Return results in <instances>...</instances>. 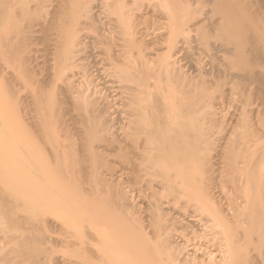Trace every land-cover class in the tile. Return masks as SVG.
<instances>
[{
	"label": "bare ground",
	"instance_id": "6f19581e",
	"mask_svg": "<svg viewBox=\"0 0 264 264\" xmlns=\"http://www.w3.org/2000/svg\"><path fill=\"white\" fill-rule=\"evenodd\" d=\"M9 1L10 0H0V6H1V8H0V64L2 65L3 64L2 61L5 58L7 59V56L9 57L10 55H12V57H10L11 60H12V58H15L14 61L16 62V65L19 64V63L20 64H19V66L17 65V67L14 64L15 68H16L15 70L13 69L14 65H12L11 68L13 70H11V68H10L9 71H11V72H7L8 75L10 73V76H9L10 77V79H9L10 81H6V80L3 81L2 80V78H4L5 74L3 75V73H2V71L0 69V72L2 73V74L0 73V79L3 82V83L1 82L2 86L0 85V264H46V261H47V263L52 262V260L50 259V257H51L50 254L52 253L51 251H53L51 247L54 246L53 244H56L54 242V240H57L56 242H58V243L61 241L60 243H61L62 246L59 244L60 248L64 246L63 249L66 247L67 249L71 248L70 251L72 250V253L68 252V253L72 254L70 258H68V256L66 257L67 259H65V257H63L65 260H62V263H64V264H253V263L254 264H259V263L252 262L254 260L251 261V259H252L251 257H253V259L255 257H254V255L252 253H251L252 255H249V254H250V251H252L251 246H256L258 244L260 246V244L264 243V148H263L264 146L259 148V145H258V143H260L259 142L260 140L258 138L259 134L258 135L256 134L255 129L252 130V131L250 130L251 122H252V125H254V122L252 121L253 119L250 118V117L253 116V114L250 117H248L249 114L247 113V112L251 113V111H252V113H254L253 111L258 110L256 112H258L260 114L261 111L259 112V108L256 107L258 109L254 108L255 110H253L251 108L252 110L248 111L249 109L245 110L246 108L243 106L245 108L244 110L247 111V112H245V114H247L248 116L244 115V114L242 115L243 118H242V116L241 117L238 116L243 121V123L241 121H239V122H241V125H243L246 128V129L244 128L245 130L249 129L251 131L250 133L255 131V134H253L254 132L252 134H249V130H247L248 131V135L244 134V132L240 133V134H243L244 136L240 135V134L238 135V140L237 141L238 142L240 141L239 144L243 140V142L240 144L241 148H239V149H242V152H240L242 154V156H241V154L239 152H238V154L234 153L235 152V147H231L229 149V146L228 147H222V148H224L223 150H222V148L220 149V147H219L218 149L220 151L217 150V152H216V155H218V156L215 155V157H217V158L220 157L221 158V159H219L221 164H222V160H223V165H224L223 167L227 170V172H226L223 169H221L222 172H224V175L220 171V173H222V176H223L222 177L220 175L221 178H222V182H223L224 177H226V180L230 181L229 183L231 184V187H228V188H233V191L235 192L236 195L239 192L242 193V195L239 193V195H237V196H239V197L241 196L242 198H244V196H245V199H246V200L245 199L238 200L237 198H239V197H237V198L234 197V198H232V200L233 199L234 200L237 199L238 202L237 201L233 202L231 200L232 203L229 204L230 201L228 202V204L230 205L229 206L230 209L229 208L227 209V206H226V209H224L225 207L224 208L221 207L223 205V204H221V203H223L222 199H221L222 201L220 203L221 205H218V203L220 202L219 198H220L221 194L218 193V194H220L219 198H216L215 195H217V193H216L217 190H215V186H214V182H213V179L214 180L217 179V181L220 182V180H218V178L220 176L218 177V175H217L218 178L217 177L216 178L215 177L212 178V175L215 176V174H220L219 172L218 173H213V171L214 172L217 171V170L215 171V169H217V165L215 166L214 165L215 163L212 162L213 160H216V159H212L211 156H210L211 158L209 157V155H208V153H209L208 148L209 147L206 145V142H207L206 140L207 139L204 140L202 138L203 137V135H202L203 131H204V133H206L208 135V131L207 130H209V129H207V130L205 129L204 130L202 128L203 130L201 131V129L197 130L194 127L196 122H198L199 119H201L200 116L202 117L206 113L205 111H208V109H207L208 107L204 111L203 110L204 108H201L203 106L202 105L198 106V104L196 103L195 99L199 98V97H194V96H198L199 95V94L198 95H194V94L197 93L196 90L197 89L198 90L201 89L202 91L200 90V93L202 92L204 94L207 91L211 90L212 86L218 85L216 87H219L220 81L223 80V79L220 80V78H222V77H220L218 79V80H220L219 83H218L216 81L217 80V77H216L217 75H215L216 74L215 73L214 75H215L216 78L214 77L215 78L214 82L216 81V84L214 85V83H212L211 81H210L211 82L210 83L208 80H206L204 78V77L208 78L209 76H205L207 73L204 74L203 70H202L201 73L199 72L202 79H200V81H198L200 76H199V73H198V76H197V72L194 69V71L196 72L195 77L196 76L199 77L197 79L198 84L196 83V86H194V83H193L194 81L193 82L191 81L192 77H189L191 79L186 77L189 74H185L184 73L186 76H183V74H182L183 72L182 71H181L182 73L179 74V73L175 72L176 69H174V67L172 68V66L174 64H173V62H171L170 59L173 60V58H174V56L176 54H174L173 57H170V55H167L166 58H163L165 63L164 62H162V63L166 66L165 67V71L167 70L166 73L164 72L165 73V77H164L162 75L163 73L159 72V71H161L164 68V65L161 66L162 69L157 71L158 69H156V67L154 66L153 62H152V65L155 68L152 67L151 64H149V61H148L149 58H148V60L145 61L146 58L141 56L139 61L135 62L132 65H129L128 62L127 63L124 62L125 63L124 66H121L122 63H120L121 65L119 66V62H123V60L119 61L117 59V57H116L117 56V53H116L115 54L116 55L115 59H117L116 61H119L118 64L116 63V65L118 66V67L116 66L117 67V71L121 74V76H122L121 79L123 78V80H121V83H122V81L124 83H126V85H124L125 86L124 89L127 92V94H125V95H128L129 99L131 100L130 102L132 103V107L134 108V109H130V111L133 110L132 113H134L135 118L133 116H131L130 114L129 115L135 119V123L134 122H133V124L131 123L133 121L132 118L130 120L131 121L130 123L133 126L136 125V126H134L136 128H134V127L132 128L133 129V130H131L132 133L129 130L130 128L128 129L129 130L128 132L131 133V136H129L127 134L128 132L126 133L129 137L132 138V139H130V140H132L131 143L129 141L128 142L130 144H132V147L130 148V146H129V148L131 149L130 153L132 154L131 159L133 158V162L132 161L130 162L133 166L130 165V168H128V167L127 168H128V170L131 169L129 174L132 175L131 177H133L134 181H135L134 178H136V182H138L137 179L140 180L138 184H141V186L140 185H138V186H140L141 189H139V190H142V188L146 189V190H152L153 195L151 194V196H152V198L154 197L153 199H150L151 197L149 198L150 200H152L151 201L152 203L150 201L146 200V203L148 201L149 205L147 204V207H145L144 206L146 204L145 203L143 205L145 207L144 208L145 211L142 210L143 211L142 212L140 210L141 206H140V209H139V205H138L139 203L138 204L135 203L136 202V200H135L136 198L134 199L135 201L131 198L132 199V203L131 204H129L127 202L128 200L126 201L124 199L125 198V196H124L125 193H123L124 191L123 192L120 191L121 186H122L121 185L122 183H120L121 182V180H120L121 178H119L120 182H118L117 184L115 182V184H114V182L112 180L111 181L113 183L111 181H108V178L104 179V177L101 175V170L104 167L101 166V165H103V163L101 164L100 160L101 159L104 160V159L103 158L100 159L98 155L100 154V156H101L102 154H104V153L101 152L102 151L101 150L102 147L100 149L101 151H98V152H101V153H98L97 150H93L92 149L93 147H95L94 143H92L93 147L89 143H87L88 144V147H87L86 141H89V142L91 141L88 138H90L89 136H91L93 134L92 132L95 131V130L92 131L91 132L92 134L89 133V131H91V129L94 128V126L91 123L95 122V119L92 120L91 118H93V117H90L91 115L90 116L88 115V117H86L87 116L86 113L84 114V113H81V112H87L90 109L91 111H88L87 114L92 112L93 115H94L95 112L92 111V109H91L92 102H93V105L95 106L93 108V110H96V105H98V104H95V103L97 101L99 103V100H97V101L95 100L96 101L95 102L94 99L91 100L89 98L92 102L91 101H90V103H88L89 101L85 102V104L88 103L87 105H85L84 103H81V102L79 104V102L75 101V99L77 98V95H79V98L81 96H80V94H77L75 96L74 94H76V92H74V93L72 92L73 90H75L74 86L76 84L73 85L71 83V81L75 80L74 79L75 77L72 80V78L68 77V75L73 74L74 73V71H73V73L67 74L68 82H70V83L69 84L67 82H66L67 84L65 83V85H69V87L70 86L73 87V88L70 87L72 89V90H70L72 92V95H73L72 98H71V93H69L70 91L67 90L66 92L69 93L68 96H70L71 100H73V98H75L74 99V101L76 102L75 104H79V107H78V105H74V102H72L71 105H74V106H72V108L74 107V110L70 109L71 105L69 103L71 101L69 100V103H68L69 105L68 106L65 105L64 104L65 103V100H64L65 97H64V98H62L64 100V103H63V105H65L64 106L65 108H64V107H62L63 105L61 104V100L62 99L60 97H58L60 99V103L57 104L58 102L56 103V101H55L56 98H54V97H56V95L53 97L54 93L50 94V91L49 92H45L42 89V88H44L43 86H45V85L41 86V84H40V82H41L40 79L43 80V81H46V79H48V78L50 79L51 78V74H49L50 77H48V78H47L48 74H46L47 76L45 75L46 76L45 79H42L40 77V76L43 75V74L41 75V73H43V72H41L40 74H36L35 75V72H37V71H35V69H36L37 65L39 64V62H37L38 64L36 65V67H34V65L36 64L35 62L38 61V59L36 60L37 57L35 58L33 56L35 58V61L33 62L34 59H33L32 55H34V53H33L34 50H33V52L31 51L32 50V46H31V50L30 51H28V52H27V50L25 51V49L27 48V47L24 48L26 42L25 43L23 42V40H22L23 38L22 37H23V34L25 35V33L28 32L26 30L30 29L31 25H33V23L30 22L31 25L27 26L26 22L29 21L28 17H30V15L34 14L33 10L37 11V9H40V10H38V12L39 11L41 12V10L43 9L44 4L46 3V1L44 2V1H41V0H37L36 3H38V4L37 5L35 4L36 5V7L34 6L35 8L29 7L30 6V5H28L29 3L28 4H26V3L23 4L22 3L23 5L20 4L21 6H19V7L17 5H16L17 7H15L14 4H13V6H14L13 7L12 4H11V2H13V1H11V2H9ZM32 1H35V0H32ZM32 1H30V2H32ZM68 1H67V3H68ZM81 1H79V2H81ZM122 1L123 0H121L120 2H122ZM142 1L143 0H138L140 5L136 1L137 2L136 4L141 7V4H143ZM145 1H144V4H145ZM172 1H174V2H173V4H171L172 7L170 9H172V11H171V13L169 12L170 16L167 13L168 17H170L171 20H177L179 17H182V15L184 16L185 12L188 13V11H190V7H189L190 4L186 5L189 2L184 3L185 0L184 1L183 0H172ZM201 1L203 3H205V4H207V0H201ZM201 1H200V3H201ZM210 1H212L213 4H214V5H212V6H214L213 15L214 16L215 15L220 16L219 19H217L216 22L214 21V25H212V26H214L217 29L216 31L219 32L220 37L223 39L221 41V43L222 42L224 43V44L223 43L222 44H223V47H225L226 54H228L230 56L229 57L230 60H229L228 63L235 64L236 68H234V69H237L238 65H242V67L244 66V68L246 67L247 73L245 72L246 76H244L243 79L246 78L245 80H247V82L257 83L256 85L262 86V88H260L259 90H260L261 95L264 97V69H263V71H261V67H260V65H261L264 68V24L262 23V21H258L257 19H254V17L252 16L253 14H251L250 11L243 13V11L239 10L238 3L240 5L242 3L245 4L244 0H243V2H242V0L241 1L236 0V2H235V0L234 1L233 0H210ZM43 2H44V4H43ZM62 2H63V0H62ZM70 2H71V0H70ZM74 2H76V1H74ZM83 2L85 3V5H87V7L88 6L90 7V5H88V4H91V3H89L91 1L84 0ZM120 2H118V4H120ZM123 2H122V4H123ZM126 2L128 3L129 6H130V4H132L131 3L132 0H131V2H129V0H127ZM250 2L251 1H249L248 4ZM13 3H15V2H13ZM51 3H52V0H51ZM84 3H82V5H81L82 8L84 6ZM159 3L162 4V2H159ZM159 3H157V4H159ZM66 4L64 5V3H63L61 5L62 8L60 6V7H58V10H55V11L53 10V12L51 11L52 12L50 14L51 17L48 18L49 19L48 21L46 19L47 23H45L46 22L45 21V22H43L44 25L43 24H41V26L39 25L41 28L37 27L38 24H36V23L39 22V20L35 23L37 25V26L35 25L36 26L35 28H39V31H38V29H36L37 30L36 32H39V33H36V34L40 35V36L37 35V39L35 37V40H34L33 39L34 37L32 35H31V38H30V35L27 36V37L31 39V42H32V39L35 42L36 40H40L42 38L43 41L46 42L48 45H49V43L50 44L53 43L52 45H55V47H56L55 50L57 49V51H56V53H57L56 54V56H57L56 58L57 59L56 60L57 61L59 60L58 64L61 65L60 62H62V61L64 62L65 61L64 63H66L67 65L70 64V66H73L71 63H75V61L73 62V59H72L73 57L72 56H74V54H76L75 53L76 49L75 50L72 49V46H70V48L68 49V47L66 48V46H67V44H73V42L75 43V41L78 40L77 37L79 35H77V36H76V34L74 35V32L77 31L78 29L76 28L77 30H73V27H75V26L77 27V25L80 24V23H78V22H80L78 20L80 16L74 10L72 12L71 9H66V6H68ZM122 4H120V5H122ZM144 4H143V8H146L145 5L148 6V4L147 3L145 5ZM59 5L60 4H58V6ZM63 5H64V8H63ZM165 5H166V3H165ZM46 6L48 7V5H46ZM112 6H111V8L109 10V12L111 13V14L109 13L111 15L110 21L112 19V22H113L112 24L115 25L117 23L118 25L116 24L115 26H120V28L123 27L122 30H125V29L126 30H132V34H133L139 27L138 26L137 29L134 30V32H133V29H134V27L136 26V23L139 20L137 19L138 21H136V19H135V21H136L135 24H134L133 21L129 22L127 20L124 21L125 19L122 20L121 18L125 14L124 12H127V10H125L126 8L124 9V11H122V10H119V9L117 10V8H114V6L113 7ZM125 6H126V4H124V7ZM129 6H127V7L129 8ZM159 6H161V5H159ZM244 6H246V5H244ZM47 7H45V9ZM55 7L56 6H54V8ZM73 7H74V5H73ZM118 7L120 8V6H118ZM68 8H69V6H68ZM79 8L80 7H78V9ZM121 9H122V7H121ZM135 10L137 12H139L138 9H134V11ZM48 11H49V9H48ZM38 12H35V13L37 14ZM49 12H47V9H46V13H49ZM132 12H133V10H132ZM141 12H143V11H141ZM79 14L82 15L81 12ZM37 15H39V13ZM130 15H131V12H130ZM47 16L48 15H46V18H47ZM112 16L115 17V18H112ZM131 16H129V17H131ZM140 16H142V15L140 14ZM137 17H138V15H137ZM168 17H167V20L165 19V17H164V19L166 21H169ZM32 18L33 17H31V19ZM41 18H43V17H41ZM31 19H30V21H31ZM180 20L181 19L179 18L178 21H180ZM24 21H25V23H24V26H23L22 24H23ZM186 21H187V19H186ZM40 23H41V21H40ZM173 23L171 21L170 24H173ZM177 23H175V25L177 26V27H175V28H177L176 30H178V32L182 31L183 33L186 32V31L188 32L189 30H191V27H193L192 28L193 31H195V32L197 31V33H198V31L204 26V25L201 24V22L193 24L194 26L192 24L190 26V23L189 24L188 23L187 24L186 23L182 24L183 23L182 21H181V23L179 22L180 24H178V25H177ZM25 26H27V28ZM79 26H78V28H79ZM115 26H113V27H115ZM24 27H25V29H24ZM171 27L172 26H170V28ZM33 28H34V26H33ZM140 28H142V27H140ZM175 28H173L174 32H175ZM117 29H119V27ZM169 29L167 28L165 30H169ZM24 30H25V32H24ZM72 30L74 32L71 34ZM126 30H125V33L127 32ZM33 31H35V29ZM139 31H141V29ZM162 32H164V31L162 30ZM166 32L167 31H165L164 34L162 33V35L164 36L166 34ZM168 32L170 33V31H168ZM117 33H121V32H117ZM138 33H136V34H138ZM32 34H33V32H32ZM34 34H35V32H34ZM160 34H161V32H160ZM160 34H159V36H160ZM120 35L125 36L126 34H124V35L120 34ZM162 35H161V37H162ZM171 35L172 34L170 33V39L173 40V38H171ZM175 35H177V34H175ZM129 36H132V35L130 34ZM168 36H169V34H168ZM168 36L165 35V38L168 37ZM27 37L25 39L26 41H28ZM134 37L135 36H133V38ZM161 37H159V39H161ZM78 38H80V36ZM148 38H152V37L149 36ZM148 38H147V40H148ZM153 38H154V41H155L156 37H153ZM128 40H129V38H128ZM134 40H135V38H134ZM80 41H81V39H80ZM122 41H124V40H122ZM161 41H160V43H161ZM31 42H30L31 45L34 44L33 42L32 43ZM156 42H154V43L156 44ZM22 43L24 44V46H23ZM137 43L135 42V44H137ZM145 43H147V42H145ZM149 43H151V41ZM157 43H159V42H157ZM76 44H77V42H76ZM169 44H168V46H169ZM171 44H174V43L172 42ZM138 45L139 44H137L136 48L138 47ZM143 45H144V42H143ZM143 45L141 47L142 51H140V52H143V53L145 52L146 53L145 50L147 48H145L146 47L145 45H144L145 47H143ZM147 45H149V44H147ZM21 46H23V47L21 48ZM73 46H75V45H73ZM77 46H78V44H77ZM77 46H75V47H77ZM79 46H81V45L79 44ZM175 46H177V45H175ZM118 47H119V45H118ZM169 47H167V49H169ZM48 48H49V46L46 48L47 51H48ZM119 48L124 49L122 47H119ZM130 48H131V46H129V49ZM150 48H151V50H153L155 48V46H154V48H152V47H150ZM178 48H179V46H178ZM183 48H184V46H183ZM185 48H186V46H185ZM28 49H30V48H28ZM143 49H145V50L143 51ZM221 49L222 48L220 47V50L219 49L217 50L219 52V54L222 51ZM44 50H45V48H44ZM118 50L120 51V49H118ZM151 50L148 49L147 52L151 51ZM73 51H74V53H73ZM123 51L125 52V50H123ZM166 51H168V50H166ZM39 52L40 51H38V53ZM45 52H46V50H45ZM134 52L135 51H134V48H133V53ZM153 52H155L154 53V55H155L157 51H153ZM160 52H161V49H160ZM21 53H22V56H21ZM23 53H24V55H23ZM25 53L26 54L28 53L27 56H25ZM136 53H137V51L135 52V54ZM143 53H140V55L142 54L143 56H145ZM148 53H150V52H148ZM159 53H158V56L161 55ZM168 53H170V52L168 51ZM224 53L225 52H223V54ZM18 54H19V56H18ZM37 54H35V55H37ZM48 54H49V52H48ZM48 54H46V55H48ZM171 54H173V53H171ZM226 54L224 56H222V58L225 57L226 61H228L227 60L228 57H226ZM14 55L15 56L17 55V57H15ZM30 55H31V57H30ZM123 55H125V53H123ZM123 55L121 54L122 57L119 56V59H123V57H124ZM162 56H163V54H162ZM18 58H19L20 61H18V63H17V59ZM46 58H49V57H46ZM52 58L54 59V55H53V57L51 55V59ZM74 58H75V56H74ZM136 58H137V56L135 57V59ZM155 58H157V57H155ZM217 58L218 57L216 55V59ZM66 59H69L71 61V63H69L70 62L69 60H67V61H69L67 63ZM151 59H153V58H151ZM11 60L7 61L8 65L10 64L9 62H11ZM30 60H32L31 63L32 62L34 63V65L32 64V67H31V63L29 62ZM74 60H76V59H74ZM113 60H114V58H113ZM126 60L127 59H125V61ZM153 60H156V59H153ZM217 60H220V59L218 58ZM214 61H215V59L213 58V63L216 62V61L215 62ZM63 62H62V64L64 65ZM133 62L134 61L132 60V63ZM192 62H193V60H192ZM29 63H30V65H28ZM56 63H54V64L57 66L58 64H56ZM154 63H156V62L154 61ZM228 63H227V65H229ZM11 64H13V63H11ZM46 64H49V63H46ZM127 64H128V66H127ZM43 65L45 66V64H43ZM112 65H114V64H112ZM207 65H209V63ZM232 65H231V68L229 70L230 71L229 74L231 76V79L234 76L236 77V75L233 74L235 70L232 68ZM258 65H259V68H260L259 70L257 68ZM70 66H68V67H70ZM76 66H77V64H76ZM175 66H176V64H175ZM4 67L7 68L9 66H4ZM4 67H3V69H5ZM225 67L227 68V66H225ZM72 68L75 70L74 67H72ZM209 68L210 67H208V69ZM39 69H42V68L39 67L38 70ZM47 69H49V68H47ZM53 69H55V67ZM115 69L116 68H114V70ZM50 70H51V68L49 69V71ZM63 70H66L65 67H64ZM177 70H178V68H177ZM221 70H222V67H221ZM117 71H115V72H117ZM209 71H210V69H209ZM30 72H33L34 74L29 77L26 74H29ZM54 72L57 73L56 70ZM54 72H52V73H54ZM59 72H61V69H60ZM231 72H233L232 73L233 75H231ZM59 75L61 76V74H59ZM79 75H81V74H79ZM79 75L77 74V76H79ZM224 75H225V73L223 74V76ZM1 76H3V77H1ZM22 76H26L27 77L26 79L30 78L32 80V81L30 79H29L30 81L27 80V81H29L30 85H31L30 82H33L34 80H36L35 83L34 82L33 83L36 84V85L38 84V86L36 87L33 84L32 86H34V87H32L30 85H29L30 86L29 87V86L25 85L26 83H24V82H27V81ZM192 76H194V75H192ZM21 77L23 79V82L21 80ZM64 77H65V75H64ZM63 78L61 77V80H59V79L58 80L62 81ZM118 78H119V76H118ZM229 78L227 77V79H229ZM5 79H8L7 76H5ZM14 79H19L20 81L19 80L18 81L15 80L17 83L19 82V84L22 82L20 87H19V84H15L17 90L15 88L13 89V86H15V85H14V83H12V81ZM38 79H39V81H38ZM49 79L47 81H49ZM77 79H78V77H77ZM240 79L242 80V78H240ZM58 80L55 79L54 81H58ZM209 80H210V78H209ZM236 80H238V79H236ZM5 81L8 82V83H6ZM82 81H84V80H82ZM9 82L13 84V85L10 84L12 89H11V87L8 88L10 86ZM53 82H51V83L53 84ZM77 82H79V81H77ZM238 82H240V80H238ZM79 83H81V82H79ZM226 83H228V82H226ZM229 83H228V85H229ZM245 83H246V81H245ZM23 84H24L25 87L23 86ZM240 84H242V83H240ZM240 84H237V85H240ZM49 85H51V84H49ZM49 85L47 84V86H49ZM57 85H55V86H57ZM63 85H64V83H63ZM65 85H64V88H62V89H65ZM82 85H84V83H82ZM87 85H88V83H86V86ZM90 85H88V86H90ZM222 85L224 87L223 82L221 83L220 88H223ZM228 85H226V86H228ZM17 86L20 89L17 88ZM79 86H81V84ZM242 86H243V84H242ZM2 87H6V88H2ZM21 87L26 89V90H23ZM38 87L39 88L42 87L40 91H37L39 89ZM49 87H46V88H49ZM67 87H66V89H67ZM70 88H68V89H70ZM89 88H91V87H89ZM220 88H218V89H220ZM232 88H234V83H233V87ZM235 88H236V86H235ZM240 88H241V86H240ZM243 88H244V86H243ZM243 88L241 90H243ZM54 89L56 90V88H54ZM54 89H53V91H54ZM58 89H59V87H58ZM121 89L124 91L123 88H120V91H121ZM218 89H217V91H219ZM244 89L246 90V87ZM19 90L20 91L23 90L22 93L25 95V97H24L23 94L22 95L20 94L21 92ZM214 90H215V87L212 90V92ZM238 90H239V88H238ZM53 91H51V92H53ZM60 91H62V90H60ZM79 91H80V89H79ZM125 91H124V93H125ZM220 91H221V89H220ZM63 92H65V91H63ZM80 92H81V94H83L82 90ZM88 92H89V90H88ZM88 92H87V94H88ZM243 92H245V91H243ZM243 92L241 91V93H243ZM59 93H58V95H59ZM65 94H67V93H65ZM224 96L226 97L228 95H225V93H224L223 97ZM89 97H90V95H89ZM225 97L223 99H226ZM23 98H24V100L25 99L27 100V101L25 100L26 102H29V100H30L31 103L30 104L29 103L26 104V102H23V104H20L19 102H22L21 100H23ZM67 98L68 97L66 96V99ZM78 99H77V101H80ZM84 99H85V97L83 98V100ZM259 100H261V99H259ZM53 101L55 102L54 104L52 103ZM262 101H263V99H262ZM203 103L200 102V104H203ZM24 104H25V106H21V105H24ZM43 104H45V106H47V107L49 105L51 107V108L49 107V109H52L53 112L50 110V112H51L50 116L47 118V116L49 115V113H47L45 115V117H44L45 119H43L42 121H41V119H38V122L40 120V123H38V124H37V121H36V123L34 121L32 122L31 120H35L34 117H36L38 114H40V112L45 114V112L47 111L48 108L44 107V108H46V110H45L43 108V106H44ZM56 104L59 105V107H61V108L56 106ZM128 104H130V103H128ZM206 104H204V107H205ZM212 104H214V103H212ZM212 104H210V106H212ZM82 105L83 106L85 105V107H83ZM134 105L136 107H134ZM249 105H250V103H249ZM80 107H82V110H83V108L85 110L84 111L80 110ZM250 107H251V105H250ZM260 107H262V106H260ZM263 107H264V104H263ZM62 108H64L65 110L64 111L61 110ZM66 108H68V109L66 110ZM75 108L76 109L78 108L80 111L78 109L76 110ZM32 109L33 110L36 109L35 111L38 110L40 112H38V114H37L34 111H31ZM86 109H87V111H86ZM263 109H262L261 115H259L258 113L255 112L258 115L257 116L255 114V116H257L259 118L258 119L256 117L259 120V122H260V123L257 122L258 125L262 124L261 121L264 122V111H263ZM71 111L72 112L73 111H78L79 113L74 114L75 112L72 113ZM210 111H212V110H210ZM29 112H30V116L32 115L31 117L28 116ZM31 112L32 113L34 112L37 115L34 114L35 116H33V114ZM64 112L66 113L65 115L68 116V118H69V116L70 117L72 116V115H68L69 113L74 114V118L72 116V118H69V122H68L67 121L68 120L67 117L65 118ZM203 112H204V114H203ZM42 113L40 115H42ZM213 113L209 112V115H212ZM215 113H217V112H215ZM79 114L86 115V116H84V118H86V120L83 118L82 115L79 117ZM96 114H97V111H96ZM201 114H203V115H201ZM207 114H208V112L206 113V115ZM23 115L26 116V119H28V118L31 119L32 118L30 121L32 122V124L34 126L31 125L32 126L31 127L30 126L31 123L27 124V122H29V121H26V119H24L25 116L23 117ZM75 115L79 118V120H77L78 118ZM262 115H263V119H261ZM98 116H100V115L98 114ZM244 116H247L251 122L249 123L248 118L244 117ZM39 117L42 118L41 116H39ZM81 117L83 118V121H81L82 120ZM89 117H90L91 120L88 121L87 119H89ZM95 117H96V121L98 122L99 120L97 119V116H95ZM215 117H217V116H215ZM64 118L67 119V120H65ZM207 118H210V117L207 116ZM207 118H205V119H207ZM71 119H76L77 121H79L78 122V126L80 124V126H81V127L79 126L80 129L81 128L84 129V127H85L84 136H85V139H88V140L85 141L83 139L81 141H83L85 143V145H86V146H83L84 148L85 147L89 148L88 150L85 148L87 152L90 149H92L90 152H88L89 155H90L89 157H88V153H84L85 157L87 156L86 158H89V159H86L85 157H83V154L82 155L78 154V153H80V151H78V153H77L78 156L75 155V153L73 152L74 151L73 147H76V144L74 142L70 141L71 143H73L75 145H73L72 150H69V149H71V146H72L70 142H68L70 144H68V143L66 144L65 141H61V139H59L61 141V143H60L59 140L56 138L57 137V133L58 134H59V132L61 133V130H64L66 128L65 127L66 125L64 126L63 123L65 122L64 124H66V123L71 124L70 123ZM260 119H261V121H260ZM76 120H74V123L77 122ZM258 120L255 119L254 121H258ZM90 121H92V122L90 123ZM25 122H26V125H25ZM83 122L86 123V124L89 123L91 125V126L89 125V127H87L88 129L90 127H93V128H91L90 130H86L87 129L86 126L83 127V124H84ZM55 123L57 124V127H58L59 123L62 125V126L61 125L59 126V130L58 129L56 130V124ZM74 123H72L71 125H67L69 133L67 131V128L65 129L67 134L64 132L65 130L62 131V132H64V135L67 136L66 138H67L68 141L72 139L71 137L73 135H76V134H73L72 136H69L71 134L70 128L72 129V128H74L77 125V124L74 125ZM81 123H83V124L81 125ZM98 123H102V120H100V122H98ZM98 123H96V124H98ZM231 124H232V122H231ZM28 125L31 128L26 127ZM72 125H74V127ZM131 125H130V127H131ZM248 125H249V128H247ZM262 125H264V124H262ZM18 126L21 127V128H24L22 133H18L15 130V128H17ZM78 126H76L75 129H72V130L74 131V130H76V128H78L77 131L78 130L82 131V129L80 130ZM96 126L98 127V125H96ZM96 126H95V128H96ZM62 127L63 128L65 127V128L62 129ZM208 127L210 128V126H208ZM208 127H206V128H208ZM51 128H53L52 130H54V131H52ZM263 128L261 129L262 130L261 132L264 131ZM259 129L260 128H258V130ZM51 131L53 133H51ZM205 131H207V132H205ZM211 131L212 130H210V133H211ZM259 132L260 131H258L257 133H259ZM87 133L89 134V136H88ZM52 134H54V136H51ZM82 134H83V132H82ZM235 134H233V135H235ZM210 135H208V136L210 137ZM233 135H232L231 138L234 137ZM68 136L71 139H69ZM78 136L80 137V135H78ZM115 136H116V134H115ZM240 136H242L243 138L242 137L240 138ZM262 136H263V134H262ZM50 137H52L53 140ZM53 137L56 139V141L54 140ZM60 137H61V134H60ZM209 137H208V140L210 142ZM48 138L54 142L53 143L52 141L49 140V143L51 142L52 145L47 143L48 140H46V139H48ZM119 138H121V137H119ZM239 138L241 140H239ZM263 139H264V137H263ZM67 140H66V142H67ZM113 140H114V138H113ZM113 140H112V143H113ZM230 141H231V139H230ZM62 142L65 143L70 148H67L66 146H62V145H64ZM75 142H76V139H75ZM209 142H207L208 145H210L212 143V142L211 143H209ZM42 143L44 144L43 146H42ZM84 143L82 145H84ZM234 143H236V142L234 141ZM55 144H57V145H55ZM115 144H117V140H116V143H114V145ZM124 144H127V143L125 142ZM204 144H205L204 147H206L208 153L206 151L202 152L204 150L202 145H204ZM228 144H229V142H228ZM89 145L92 148H90ZM106 145H109V143L106 144ZM121 145L123 147V144H121ZM42 147H44L45 149H42L39 152V149H41ZM83 147L81 149L82 153H83V150H85ZM197 147H199L202 150H199V152H195L198 149ZM210 147H212V146H210ZM76 148H78V147H76ZM95 148H97V147H95ZM233 148H234V150H232ZM66 149H68L69 151H72V152H69L68 150L66 151ZM97 149H99V148H97ZM126 149H128V148H126ZM126 149H125V151H126ZM130 149H128L127 151L129 152ZM110 150H108V151L110 152ZM118 150L120 152L117 151V154H118V152H119V154L121 152H123V149H122V151H121V149H118ZM112 152H110V153H112ZM128 152H127V154H128ZM201 152H202V154H205V152H206V154H205L206 156L204 155L203 157H209V158H207V159L204 158L203 159L201 157L203 159V161L200 162V164H199L198 161H199L200 157H198L199 159H197V155L199 153L200 156H202ZM79 155H80V157H79ZM112 155H114V154H112ZM120 155L123 156V155H125V153L124 154L121 153ZM110 156H111V154L108 157H110ZM125 156H126L125 159L128 160L127 155H125ZM240 158L245 160L244 164H246V165H244V167L243 166L241 167V165L239 163L241 161L237 162L238 159H240ZM202 159H200V160H202ZM106 160H108V159H106ZM128 161H125V162H128ZM217 161H218V159H217ZM108 163L109 162H107V164H106L108 166L106 169H109ZM106 165H105V167H106ZM213 165L216 167L215 169L213 168ZM101 167H102V169H101ZM218 167H219V165H218ZM220 168H222V167L220 166ZM244 168L246 170L245 172L248 175L245 178L246 180L241 182L242 180L238 181L236 179V178H238L236 175H238L240 172L244 173ZM106 169H105L104 172H106ZM114 169H113V171L110 170L111 175L113 173H115ZM120 171H123V170H120ZM238 171H239V173L236 174L235 172H238ZM107 173H108V171H107ZM102 174H103V172H102ZM105 175H106V173L104 174V176ZM113 175L117 177V175H115V174H113ZM135 175H136V177H135ZM108 176L110 178V174H108ZM114 176H113V178H114ZM241 176H243V175H241ZM113 178H111V179H113ZM127 178H128V176H127ZM129 178H130V176H129ZM239 178H240V176H239ZM106 179H107V181H106ZM122 180H123V178H122ZM126 182H128V181H126ZM224 182H226V181L224 180ZM215 183H218V182H216V180H215ZM124 184H123V186H124ZM128 184H130V183H128ZM224 184H225L224 187H226L227 186L226 183H224ZM224 184H222V183L219 184L218 183V185H224ZM83 185H84V187L82 188ZM113 185H114V188H116V185H118L117 186L118 190L115 189L116 190L115 191L114 188H113ZM134 185H136V184H133V186ZM218 185L216 186V188L219 187ZM86 186H87V189L85 188ZM138 186L136 185V187H138ZM131 187H129V188H131ZM140 187H138V188H140ZM112 188H113V190H112ZM85 189H86V191L88 190L87 193H86V191H85V193H86V195L88 194V195L91 196L90 199L94 198V196H93L94 194L93 193H95L96 195L101 193V194H99V196L98 195L97 196L103 198L105 203L107 201L106 199L108 198V204H110L109 202H110L111 199H109V198H113L114 197V198H118L117 200L119 202L118 201L117 202H118L119 205L117 203L115 204L113 202V201H116L113 198V201L112 200L111 201L115 205H112L113 203L111 202L112 203L111 204L112 207L110 205V208H109V206H107V204H105L103 200H100L98 198V201H100L99 203H101V201H102V203L99 204L97 202V200H96L97 198L96 199L94 198L95 201L94 200L93 201H94L95 205H96V202H97L98 206H99L97 213H100V214H98L97 215L98 217H96L99 220L94 219L95 216L93 218L94 220L92 218H90V220L93 221V223L94 222L96 223L95 220L98 221L96 224H91V222H89L90 220L88 218L91 215L93 217V214H95L96 211L92 210V208H91L94 205V203H93V205L91 207H89L90 204L89 205L85 204L86 202H88L90 200L89 198L87 199L86 197H81L83 194L85 195V193H83ZM123 189H121V190H123ZM222 189L224 190V191L222 190V192L224 193L225 189L223 187H222ZM214 190H215V192H214ZM218 190H220V189H218ZM226 190H228V189H226ZM80 191H81V194H82V195H80V197H81V199L83 198L81 201H83V200L85 201V199H86L85 203L84 202H81V203H84L85 205H88V206H86L88 208L85 209L86 211L84 209H82V210H84L83 211L84 213L80 210L82 212V215H81V218H79V219H81L79 222L75 219L77 222L75 221V224H72V223H74V220H72V218L75 217V216H73V217L69 216L68 213H67L68 216H65V217H66V219H69L67 217L71 218L70 221H72V223H70V224H69V222H70L69 220H68V222H65V224H63L61 222V219H59V222L56 221V219H55L56 222H54V220H52V221L48 220L47 221L48 218L45 219V220L41 219L42 223H41V221L39 223H41L42 225L37 223V221L40 220V219L37 220L39 218L40 214L37 215L39 212L35 211L36 210L35 209L34 211L37 212V214H35V215H37L38 218L35 217L34 211L32 210L31 207L35 208L34 206H37V204L39 202H40V206L42 204H45V202H47L48 208L49 207H53L54 211H56V210L59 209V208L56 209L57 206L59 207V205L64 201V199L66 197H68L70 194L72 195V193L73 194L75 193L74 194L75 196L78 193V196H79V192ZM89 191H91L93 195H91V192L89 194L88 193ZM111 191H113V192H111ZM117 191H119V192H117ZM133 191H136V189L133 190ZM230 191H231V189H230ZM110 192L113 193V195L111 194V196H113V197L110 196ZM115 192L118 193L119 197L123 193V196H121V198H120L121 202L119 200V197L116 196L117 194L115 195ZM125 192H126V190H125ZM131 192H132V189H131ZM217 192H220V191H217ZM102 193H106V194L108 193L109 196L105 194L108 197L107 198L104 197V196L102 197ZM134 193H133V195H134ZM140 193H142V192L140 191ZM226 193H228V192H225L222 195H225ZM231 194H232V192H231ZM243 194H245V195H243ZM55 195H57V197L59 199L61 198V197H59L60 195H65V196L68 195V196H66L65 198H62L63 201L60 202L59 199H58L59 201L55 199V198H57V197H55ZM126 195L128 196V193H126ZM135 195H136V193H135ZM146 195H148V194H146ZM165 195H166V197H165ZM226 195L227 196H225V197H228L230 195V193L226 194ZM141 196H142V194H141ZM156 196H158L159 199ZM232 196H235V195H232ZM77 197L75 199H77ZM122 197H123V201H122ZM136 197H139V196L137 195ZM142 197H144V195ZM33 198L35 200H32ZM37 198L39 199V202L37 201L38 200ZM68 198L70 200H72L71 196H69ZM68 198H67V201L69 200ZM127 198H129V197H127ZM145 198H147V196ZM166 198L169 201H167ZM182 198L187 199L189 201V203L190 202L195 203L194 201H197V202L201 201L202 205L198 206L200 204V203H198L196 208L197 207H201V208H204L203 210L206 211V213H207V211L209 212V216H211L210 217V222L208 223V221H209L208 213L206 214L207 215L206 217H208L207 218L208 221L204 220L205 213H203V217H204L203 220L206 222V223L204 222V226H207V228H209V230H211L212 233H213V235L210 236V238L212 236H214V237H212V240L214 239L212 241L213 242L212 243L213 246L211 244L210 245H211L212 248L214 247V249H216L215 253H214V251H213V253L212 252L209 253V251L212 250L211 247H210L211 250H209L208 252H205V251L201 252L199 250L202 254L199 253L198 250H197V252H198V254H197L195 252L196 249L194 248L195 249V251H194L195 252V256L191 257L190 256L191 255V253H190L191 249L190 248L186 247V248H188L189 251L188 250L186 251L185 247L183 248V250H182V248L180 250V246L185 244V243H182V242H185V241L182 240V242H181L182 244L179 242L181 244L180 246H175V244L173 243V241H175L176 238H175V240L171 241V239L174 238V237L170 236V233H171V230H172V227H173V226H170V224L172 225L173 220L178 215L175 216V217H172V220L170 221L171 214H169V212H168V216H169L168 217L167 214H166L167 211H163V210H165V208L169 207V205L171 204L170 205V209H172V211H176L175 213L179 214L180 212H178V210H175L178 207V205H176V203L179 202L180 199H181V202H182V200H183ZM42 199L43 200L45 199V200L43 201ZM139 199H140V197H139ZM139 199H138V201H139ZM215 199H217L219 201H216ZM223 199H225V198H223ZM79 200H80V198H79ZM163 200L166 201V202H164L166 204H163ZM240 201L241 202L242 201H246L247 206L245 205V207H248L247 212H246V210H245V212H243L244 210L242 211L243 215L239 211L241 209H245V208H241V209L239 208L240 207V205H239ZM78 202H76L77 205L81 204L80 201H78ZM181 202H179V203H181ZM183 202H186V201L184 200ZM66 203H64V204L66 205ZM70 203H72V201L69 202V204H68V205H71V207H72L73 205L70 204ZM88 203H92V202H88ZM236 203H238V205ZM84 204L80 208H83L85 206ZM174 204H175L176 207L174 206ZM228 204H226V205H228ZM32 205H34V206H32ZM68 205H67V208H66L62 204L61 207H63V209H61V211H64V208H66V209H68V207L70 208V206H68ZM116 205H118L120 208L115 209ZM163 205L166 206V207H164ZM182 205H183V203H182ZM224 205H225V202H224ZM243 205H244V203H243ZM40 206L38 205V207H40ZM45 206H46V204H45ZM94 206H93V208H94ZM118 206H116V207H118ZM185 206L187 207L186 208L187 211H189L188 209L191 210V208H190L191 204L190 205L186 204ZM194 206H195V204H194ZM194 206H193V208L196 209ZM236 206H239V207H237V208H239V211L235 210V209H237V208H235ZM107 207H108L109 211H108ZM74 208L77 211L79 210V208L78 209L76 207H74ZM89 208H90V210H89ZM183 208H185V207H183ZM94 209H97V206ZM198 209L199 208H197V211H199ZM71 210L69 211L70 214L72 213ZM228 210L232 214L234 212V214L231 216L230 212H229L230 214L227 213ZM231 210L232 211L234 210V211L232 212ZM29 211H31V212L29 213ZM92 211H94V212H92ZM187 211L185 210V212H187ZM25 212H27L29 214L32 213V214L30 216L28 214L29 217L26 218L24 215H22ZM191 212H193V211H191ZM237 212H239L241 214V216L239 215V213L237 215ZM64 213H66V212H64ZM73 213H72V215H74ZM77 213L79 214L80 212H77ZM89 213L90 214L92 213V214L90 215ZM196 213H198V212L195 211L194 215ZM182 215H183V213H182ZM78 216L80 217V215H78ZM199 217H201V218L197 217L199 220L202 219L201 215ZM40 218H43V217H40ZM62 220H64V219H62ZM177 220L178 219L176 218V221ZM203 220H200V221L203 222ZM60 222L62 224H58ZM184 222H186V221H184ZM184 222L182 221V224ZM175 223L173 225H175ZM179 224H180V222H179ZM185 224L186 223H184V226H185ZM14 226L16 228H18L19 226H22V228L21 227L20 228L22 229V232L23 231L25 232V234L22 233L23 234L22 235V234H20L21 232L19 233L17 231L19 233V235L13 236L11 234V230H13L12 227H14ZM175 226L177 227L178 225H175ZM201 226H203V225H201ZM76 227L78 228L77 229L78 231L80 230V232H82V235H80V237H78L79 234L76 233L78 235L77 236V235H75V233H72V230L74 228H76ZM20 228H18V230ZM58 228H60V229L58 230ZM69 228L70 229L73 228L71 230V232H70ZM191 228H195V227H191ZM55 229L58 230V234L60 233L59 231H61V233L63 232V234L60 233V235H61L60 238L61 239L63 238V236L65 237L67 235V237L63 238L62 240H60L59 237H58L59 239H56L57 237L54 240H52L53 238L50 239L51 238L50 237V233L51 234L55 233V231H57ZM184 229H183V231H184ZM204 229H206V228H204ZM14 230H16V229H14ZM25 230H27V231H25ZM32 230L34 231V234L35 233L36 234L34 236H32L33 235L32 234L30 236L31 237L30 238V237H28V234L30 235V233L27 234L26 232H31L32 233L33 232ZM179 230H181V229H179ZM189 230H192L193 231L192 234L196 235L193 229L189 228ZM74 231H75V229H74ZM175 231H176V228H175L174 232ZM183 231H181L180 233H182ZM200 231H202V230H200ZM203 232L204 231H202V233ZM206 232H207V230H206ZM69 233L75 235L74 238L77 239L76 242H75V239H73L72 237L68 238V236H71V235H68ZM202 233L199 234V235L201 236ZM171 235H173V234H171ZM194 235H192L191 237H193ZM182 237L184 238V236H182ZM187 238H189V237H187ZM205 238H206V235H205ZM208 238H207V241H208L207 243L209 244V240H211V239L209 238V240H208ZM18 239H21L20 242H22V244L19 243ZM70 239H73V241L70 240ZM194 239H195V237H194ZM58 240H60V241H58ZM191 240H193V238H191ZM203 240H206V239H203ZM203 240H201V241H203ZM15 241L19 245L15 243V246H14L13 242H15ZM176 241H177V245H179L178 244V240H176ZM11 242L13 244H11ZM32 242L36 246H34V244ZM200 242H199V244H200ZM187 244H188V241H187ZM189 244L187 246H189ZM191 244H193V242ZM8 245H9V250H8ZM11 245H13L14 248H11L10 247ZM48 245H49V247H47ZM186 245H184V246H186ZM55 246L58 247V245H55ZM175 247H178V248L176 249ZM190 247H192V246L190 245ZM260 247H258V248H260ZM184 249H185V251H184ZM192 249H193V247H192ZM249 249H250V251H249ZM54 250H56V249H54ZM258 251H259V249H258ZM49 252H51V253H49ZM186 252H189V253L186 254ZM261 252L263 253L264 250L263 251L261 250ZM38 253L46 254L48 256V257L46 256L48 260H46L45 255L43 257H42V255H40L41 256L40 258L43 259L45 257L46 261L44 262V259L42 261L39 258H37L38 259V261H37L36 257L35 258H33V257L36 254L38 255ZM255 253H257V252H255ZM192 255H194V253H192ZM258 256H261V255L258 254ZM21 257H23V259ZM57 260H59V259H57ZM53 261L55 262L54 264H56V263L59 264L61 262V261L57 262L56 260H53ZM262 261L264 262V259ZM260 264H262V263H260Z\"/></svg>",
	"mask_w": 264,
	"mask_h": 264
},
{
	"label": "rangeland",
	"instance_id": "374dc122",
	"mask_svg": "<svg viewBox=\"0 0 264 264\" xmlns=\"http://www.w3.org/2000/svg\"><path fill=\"white\" fill-rule=\"evenodd\" d=\"M11 1H13V2H15V3H13V2H11ZM30 1H32V0H10L9 2H11V4H12V6H13V4H14V6L15 7H19V6H21V5H23V4H28V5H30L29 7H31V8H35L36 7V5L38 4V3H36V1L37 0H35V1H32V2H30ZM41 1H46V3L44 4V2H43V4H44V7H43V9L41 10V12L39 11L38 12V10H40V9H37V11H34L33 10V12H34V14L33 15H30V17H28L29 18V21H27L26 22V24H27V26L28 25H31L30 24V22L31 23H33V25H31V28L30 29H28V30H26V31H28L27 33H25V35L23 34V42L25 43V46H24V44H23V46H24V48H26L25 49V51L27 50V52L28 51H30L31 50V46H32V52H33V50H34V55H32V57L34 56L35 58H36V60L38 59V61H36L35 63V65H34V61H35V58L33 57V62L31 63V61L32 60H30L29 62L31 63V67H32V64L34 65V67H36V65L38 64L37 62H39V64L37 65V67H36V69H35V71H37V72H35V75L36 74H40L41 72H43V73H41V75L42 76H40L42 79H45V77L47 76L46 74H48V76H47V78L48 77H50V75L49 74H51V78L49 79V81H47L48 79H46V81H43V80H41L40 78V84H41V86H43V85H45V86H43L44 88H42L45 92H49L50 91V94L51 93H54V95H53V97L56 95V97H54V98H56V103L57 104H59L60 103V99L58 98V97H60L61 99L62 98H64L65 97V103H64V100L62 99L61 100V104L63 105V103L65 104V105H71V103L72 102H74V105H78V107H79V104H80V102L81 103H84L85 104V102H88V103H90V101L91 100H93L94 99V101L96 100H99V103H98V101L95 103V104H98V105H96V110H93V108L95 107L94 105H93V102H92V106H91V109H92V111H94L95 113H94V115H93V113L92 112H90V113H88L87 114V112L88 111H91L90 109L87 111V109H86V111L87 112H81V113H86V115H83V114H79V117L82 115L83 116V118H84V116H86V117H88V115L90 116V117H93V118H91L92 120H94L95 119V122H92V121H90V123L94 126V128L93 127H90L89 129L87 128V127H89V123L88 124H86V123H81V125L83 124V127L84 126H86V130H90L91 128H93V129H91V131H89V133H91L92 131H94V132H92L91 134L93 135H91V136H89V134H88V136L90 137V138H88L89 140H91L90 142L89 141H86V140H88V139H85V136H84V134H85V127H84V129H82V131H77V129L78 128H76V130H72V129H75V127L76 126H78V122L79 121H77V120H79V118L76 120V119H71V124L72 123H74V120H76L77 122L76 123H74V125H76L75 127H74V125H72L74 128H70V132H71V134L69 135V136H72L73 134H76V135H73L71 138L69 137V139H71V140H67V136H65L64 135V132L67 134V132H66V128H67V131H68V133H69V130H68V127H67V125H71V124H69V123H66V124H64L63 123V125L66 127H62V129H64V130H61V133L59 132V134L57 133V139L59 140V139H61V141H65V143L67 144L68 142H70V141H72V142H74L75 144H76V147H78V148H76V147H73V145H75V144H73V143H71V149H69V150H72V147L74 148L73 150V152L75 153V155H77L78 156V154H80V155H82L83 154V157H85V155H84V153H88V152H90L92 149L93 150H97V152L98 151H101L102 153H104V154H102L101 156H100V154L98 155L99 156V158L101 159V158H103L104 160H100L101 161V164L103 163V165H101L102 167H104L105 169L108 167L106 164H107V162H109L108 163V165H109V169H106V172H104L105 171V169L103 168L102 169V167H101V175L104 177V179L105 178H108V181H113L114 182V184H115V182H116V184L118 183V182H120V180H121V182L120 183H122L121 185L123 186V184H124V186L122 187L120 184V186H121V189H123V190H121L120 188V191L121 192H123V193H125L124 194V196H125V200L129 203V204H131L132 203V199L134 200L135 198V200H136V202L135 203H139L138 205H139V209H140V206H141V211L142 210H144V208L145 207H147V204H148V201H152V200H150V199H153L152 198V196H151V194L153 195V192H152V190H146V189H143L142 188V190H139V189H141V184H138L139 183V179H137V181L138 182H136V178H134L135 179V181L133 180V177H131L132 175H130L129 174V172L131 171V169L130 170H128V168H130V165H132L130 162L132 161L133 162V158L131 159V157H132V154L130 153L131 152V147H132V144H130L131 143V141L132 140H130V139H132L131 137H129V136H131V133H132V131L131 130H133L132 128L134 127V126H136V125H131V123L133 124V122L135 123V115H134V113H132L133 112V110H131L130 111V109H134L133 107H132V103L130 102L131 100L129 99V97H128V95H125V94H127V92L125 91V86L124 85H126V83H124L123 81H122V83H121V80H123V78L121 79V74L117 71V65H116V63L118 64V62L119 61H121V60H123V62H119V66L121 65L120 63H122V65L121 66H124V62H128V64L129 65H132V64H134L135 62H137V61H139V59L141 58V56L142 57H145L146 59H145V61L146 60H148V58H149V64H151V66L152 67H156V69H158L157 71H159L160 69H162V67L161 66H163L164 64L162 63V62H164V59L163 58H166L167 57V55H170V57H173V55L174 54H176L175 56H174V58H173V60L172 59H170L171 60V62H173V66H172V68L174 67V69H176L177 70V68H178V70L176 71L175 70V72L176 73H182L183 74V76H186L185 74H189V75H187L186 77L187 78H189V77H192V79L191 78H189V79H191V81L194 83V86H196V83L198 84V81H200V79H202L201 78V76H200V73L202 72V70H203V73L205 74V73H207L205 76H209L208 78L207 77H204L206 80H208L209 82L211 81L212 83H214V85L216 84V81L219 83V81L221 80V79H223V80H221L220 81V85H221V83L223 82V84H224V87L226 86V85H228V83H229V85L228 86H226L225 88L223 87V85H222V87L223 88H220V85H219V87H216V86H218V85H216V86H212V88H211V90H209V91H207L206 93H200V90H196V94H194V95H198V96H194V97H199V98H196L195 100H196V103L198 104V106L199 105H202L203 107H201V108H204L203 110L205 111L206 110V108L208 109V111H205L206 113L208 112V114L206 115V113L204 114V112H203V114H201V115H203L205 118H207V116L208 117H210V118H207V119H205L203 116V118L200 116V118L201 119H199V121L201 122H196V124H195V128L197 129V130H199V129H201V131L204 129H209V130H207L208 131V135H210L211 133V135H210V137L206 134V133H204V131H203V133H202V135H203V139L205 140V139H207L206 141L207 142H209V140H208V137H209V139H210V142L209 143H211L210 145H208V143L206 142V145L209 147H207L208 148V151H209V153H208V151H207V149H206V147H204L205 146V144L204 145H202L203 146V151L202 152H204V151H206L207 153H208V155H209V157L211 156L212 157V159H216V160H213L212 162H214L213 164L216 166L217 165V169H215L216 167L213 165V168L215 169V171L216 172H214L213 171V173H220V171L222 172V170L221 169H223L224 171H226L227 172V170L223 167L224 165H223V160H222V164H221V162H220V160L219 159H221L220 157H215V155H216V152H217V150H219L218 148L220 147V149L222 148V147H228L229 146V149L231 148V147H235V152L234 153H236V154H238V152L240 153V152H242V149H239V148H241L240 146V144L243 142V140H242V142L239 144V142L237 141L238 140V135L240 134V133H243L244 132V134H246V135H248V131L247 130H249V129H247V130H245L246 128L243 126V125H241V122L243 123V121L239 118V117H241L243 114L244 115H247V114H245V112H247V111H245V110H248V111H250V110H255V109H258L259 108V112L261 111V113H262V109L264 108L263 107V104H264V97L261 95V93H260V88H262V86H260V85H256L257 83H253V82H247V80H245V79H243L244 78V76H246L245 74L247 73V71H246V67L244 68V66L242 67V65H238V67H237V69H234V68H236V65L235 64H233V63H228L229 62V60H230V56L228 55V54H226V51H225V47H223V44L221 43V41L223 40L221 37H220V34H219V32L218 31H216L217 29L214 27V26H212V25H214V21L216 22L217 21V19H219V17L220 16H217V15H213V10H214V6H212V5H214L213 4V2L212 1H210V0H207V4H205V3H203L201 0H185V2L184 3H187V2H189V3H187L186 5H189V7H190V11H188V13L187 12H185V14H184V16L182 15V17H179L181 20L180 21H178L179 20V18L177 19V20H171V18L170 17H168V15L171 13V11H172V9H170L171 7H172V5L171 4H173V2L174 1H172V0H143L142 1V3L144 4V1H145V4L147 3L148 4V6H146L145 4V7L146 8H143V4H141V7L140 6H138L136 3L138 2V0H132V2H131V0H129V2H131L132 4H130V6L128 5V3L126 2L127 0H123L122 2H123V4H122V2H120L121 0H88V1H91V2H89V3H91V4H88V5H90V7L88 6L87 7V5H85V3L83 2L84 0H71V2H70V0L68 1V0H63V2H62V0L60 1V0H52V3H51V0H41ZM50 1V2H49ZM66 1V2H65ZM67 1H68V3H67ZM74 1H76V2H74ZM79 1H81L82 3H84V6H83V8L81 7V5H82V3L81 2H79ZM137 1V2H136ZM184 1V0H183ZM200 1H201V3H200ZM234 1V0H233ZM238 1H241V0H238ZM245 2V4H239L238 2V5H239V10L240 11H243V13H245V12H251V14H253L252 16L254 17V19H257L258 21H262V23L264 24V0H244ZM249 1H251L249 4H248V2ZM73 2V3H72ZM118 2H120V4H122V5H120V4H118ZM126 2V3H125ZM159 2H162V4H160ZM206 2V1H205ZM235 2H236V0H235ZM242 2H243V0H242ZM261 2V3H260ZM23 3V4H22ZM31 3V4H30ZM64 3V5L66 4V5H68L69 6V8H68V6H66V9H71V11L73 12V10L80 16L79 17V21L80 22H78V23H80V24H78L77 25V27L75 26V27H73V30H77V31H73L72 30V32H71V34L74 32V35L76 34V36L77 35H79L80 36V38H78L77 37V39L78 40H76L75 41V43L73 42V44H67V46H66V48L68 47V49L70 48V46H72V49H76L75 50V53L76 54H74V56H75V58H74V56H72L71 58L73 59V62L75 61V63H71V61L69 60V59H66V62L68 63L69 61V63H71L73 66H70V64L69 65H67L66 63H64L63 61V63H64V65L62 64V62H60L61 63V65L63 66H61L60 64H58L59 62V60L57 61L56 59V51H57V49L55 50V45H52V44H50L49 43V45L46 43V42H44L43 41V39L41 38L40 40H36L35 42L33 41V39L35 40V37H36V39H37V35L38 36H40L39 34H36V33H39V32H36L37 30L36 29H38V31H39V28H41L40 26H41V24H43L44 25V23L43 22H45L46 21V19H47V21L49 20L48 18L49 17H51V13L53 12V10L55 11V10H58V7H60L62 4ZM108 3V4H107ZM139 3V2H138ZM157 3H159V4H157ZM165 3H166V5H165ZM192 3V4H191ZM252 3V4H251ZM21 4V5H20ZM36 4V5H35ZM56 4V5H55ZM58 4H60L59 6H58ZM79 4V5H78ZM107 4V5H106ZM124 4H126V6L124 7ZM17 5V6H16ZM46 5H48V7L46 6ZM50 5V6H49ZM64 5H63V8H64ZM72 7H71V6ZM73 5H74V7H73ZM113 5L114 6V8H117V10L119 9V10H122V11H124V9L125 10H127V12H124L125 14L123 15V17L121 18L122 20L123 19H125L124 21H133L134 22V24L136 23V21H138L137 23H136V28L134 27V29H133V32H134V30H136L137 29V27H138V29L132 34V30H126L127 32L125 33V30H122L123 29V27H121L120 28V26H115V25H113L112 23V19H111V21H110V18H111V13L109 12V10H110V8H111V6ZM139 5H140V3H139ZM158 5V6H157ZM159 5H161V6H159ZM244 5H246V6H244ZM11 6V7H12ZM13 6V7H14ZM35 6V7H34ZM54 6H56L55 8H54ZM112 6V7H113ZM118 6H120V8L118 7ZM127 6H129V8L127 7ZM166 6V7H165ZM45 7H47L46 9H47V12H49V13H46V9H45ZM78 7H80L79 9H78ZM121 7H122V9H121ZM124 7V8H123ZM138 7V8H137ZM140 7V8H139ZM151 9H150V8ZM0 8H1V6H0ZM61 8H62V6H61ZM85 8V9H84ZM87 8V9H86ZM106 8V9H105ZM166 8V9H165ZM48 9H49V11H48ZM60 9V8H59ZM82 13V15H80L79 13V11ZM83 9V10H82ZM129 9V10H128ZM134 9H138V11L139 12H137L136 10L134 11ZM144 9V10H143ZM168 9V10H167ZM132 10H133V12H132ZM150 10V11H149ZM247 10V11H246ZM253 10V11H252ZM46 13H44V12ZM52 11V12H51ZM78 11V12H77ZM141 11H143V12H141ZM35 12H38L39 13V15H37ZM43 12V13H42ZM129 12V13H128ZM130 12H131V15H130ZM137 12V13H136ZM145 12V13H144ZM150 12V13H149ZM170 12V13H169ZM110 13V14H109ZM134 13V14H133ZM139 13V14H138ZM144 13V14H143ZM167 13H168V15H167ZM84 14V15H83ZM138 15V17H137V15ZM140 14L142 15V16H140ZM188 14V15H187ZM43 15V16H42ZM46 15H48L47 16V18H46ZM50 15V16H49ZM43 17V18H41V17ZM129 16H131V17H129ZM136 18H135V17ZM170 16V15H169ZM31 17H33L32 19H31ZM164 17H165V19L167 20V17H168V20L170 21H166L165 19H164ZM112 18H115V17H113L112 16ZM30 19H31V21H30ZM41 19V20H40ZM45 19V20H44ZM130 19V20H129ZM133 19V20H132ZM135 19H136V21H135ZM138 19V20H137ZM183 19V20H182ZM186 19H187V21H186ZM189 19V20H188ZM39 20V22L38 23H36L37 21ZM114 20V19H113ZM40 21H41V23H40ZM47 21L45 22V23H47ZM171 21H172V23L173 24H170L171 23ZM176 21V22H175ZM181 21L183 22L182 24H184V23H190V26H191V24L193 25V24H196V23H198V22H201V24L202 25H204L199 31H198V33H197V31L195 32V31H193L192 30V28L193 27H191V30H189L188 32L186 31V32H178V30H176L177 28H175V27H177L176 25H175V23H177V25L178 24H180L181 23ZM29 22V23H28ZM168 22V23H167ZM180 22V23H179ZM24 23H25V21L23 22V26H24ZM38 24V26L36 25V24ZM186 23V24H187ZM209 23V24H208ZM169 24V25H168ZM37 27H39V28H35L36 26ZM40 25V26H39ZM42 25V26H43ZM80 25V26H79ZM118 25V24H117ZM168 25V26H167ZM22 26V27H23ZM27 26H25L26 28H27ZM33 26H34V28H33ZM78 26H79V28H78ZM113 26H115V27H113ZM170 26H172L171 28H170ZM194 26V25H193ZM25 27H24V29H25ZM119 27V29H117ZM140 27H142V28H140ZM77 28V29H76ZM117 30H116V29ZM169 29V30H165V29ZM173 28H175V32H174V29ZM215 28V29H214ZM35 29V31H33V30ZM141 29V31H139ZM162 30L164 31V32H162ZM173 30V31H172ZM33 32V34H32V32ZM145 31V32H144ZM147 31V32H146ZM165 31H167L166 32V34L165 35H167L168 36V34H169V36L168 37H166L165 38V35L163 36L162 35V33L164 34L165 33ZM168 31H170V33L172 34L171 35V38H173V40L172 39H170V33L168 32ZM24 32H25V30H24ZM34 32H35V34H34ZM77 32V33H76ZM117 32H121V33H117ZM139 32V33H138ZM160 32H161V34H160ZM175 34H177V35H175ZM178 32V33H177ZM136 33H138V34H136ZM145 33V34H144ZM41 34V33H40ZM81 34V35H80ZM120 34H126L125 36H122V35H120ZM132 35V36H129V35ZM147 34V35H146ZM151 34V35H150ZM159 34H160V36H159ZM179 34V35H178ZM182 34V35H181ZM30 35V38H31V35L34 37L33 39H32V42L34 43V44H30V42H31V39L30 38H28L27 36H29ZM36 35V36H35ZM43 35V34H42ZM41 35V36H42ZM70 35V34H69ZM155 35V36H154ZM161 35H162V37H161ZM174 35V36H173ZM133 36H135L134 38H135V40H134V38H133ZM145 36V37H144ZM149 36H151L152 38H148ZM173 36V37H172ZM176 36V37H175ZM222 36V35H221ZM26 37L28 38L27 40L28 41H26L25 39H26ZM124 37V38H123ZM137 37V38H136ZM153 37H156L155 38V41H154V38ZM159 37H161V39H159ZM123 38V39H122ZM128 38H129V40H128ZM144 38V39H143ZM146 38V39H145ZM147 38H148V40H147ZM158 38V39H157ZM80 39H81V41H80ZM150 39V40H149ZM164 39V40H163ZM42 40V41H41ZM122 40H124V41H122ZM158 40V41H157ZM164 42H162V41ZM40 41V42H39ZM130 41V42H129ZM137 43V44H139L138 45V49L136 48V46H137V44H135V42ZM151 41V43H149ZM159 42L160 43V41H161V43L159 44V43H157V42ZM31 42V43H32ZM37 42V43H36ZM76 42H77V44H78V46H77V44H76ZM79 42V43H78ZM143 42H144V45L146 46H144L143 45ZM145 42H147V43H145ZM154 42H156V44L154 43ZM173 42L174 44H171V43ZM176 42V43H175ZM28 43V44H27ZM43 45H42V44ZM121 43V44H120ZM143 45V47H145V48H147L146 50L145 49H143V51L145 50L146 51V53L144 52H140V51H142V45ZM163 43V44H162ZM169 44V46H168V44ZM179 45H178V44ZM79 44L81 45V46H79ZM128 44V45H127ZM147 44H149V45H147ZM155 44V45H154ZM159 44V45H158ZM221 44V45H220ZM51 45V46H50ZM73 45H75V46H77V47H75V46H73ZM118 45H119V47H122V48H124V49H121V48H119L118 47ZM122 45V46H121ZM152 45V46H151ZM155 46V48H154V46ZM175 45H177V46H175ZM192 45V46H191ZM220 45V46H219ZM23 46H21V48L23 47ZM49 46V48H48V51H47V47ZM125 46V47H124ZM129 46H131V48L129 49ZM178 46H179V48H178ZM183 46H184V48H185V46H186V48L184 49L183 48ZM250 46V45H249ZM248 46V47H249ZM37 47V48H36ZM39 47V48H38ZM53 47V48H52ZM80 47V48H79ZM150 47H152V48H154L153 50H151V48ZM167 47H169V49H167ZM220 47L222 48L221 50L223 51V52H225L224 54H223V52L221 53L220 52V54H219V52L217 51L218 49L220 50ZM251 47V46H250ZM249 47V48H250ZM28 48H30V49H28ZM44 48H45V50H46V52H45V50H44ZM51 48V49H50ZM111 48V49H110ZM113 48V49H112ZM133 48H134V51L136 52L137 51V53L135 54V52L133 53ZM136 48V49H135ZM173 48V49H172ZM79 49V50H78ZM118 49H120V51L118 50ZM151 50V51H148V52H150V53H148L147 52V50ZM160 49H161V52H160ZM172 49V50H171ZM43 50V51H42ZM50 50V51H49ZM123 50H125V52L123 51ZM139 50V51H138ZM166 50H168L170 53H168V51H166ZM171 50V51H170ZM176 50V51H175ZM38 51H40L39 53H38ZM54 53H53V52ZM112 51V52H111ZM153 51H157L159 54H161L160 56H158V53L156 52V54L154 55V53L155 52H153ZM165 51V52H164ZM180 53H179V52ZM31 52V53H32ZM48 52H49V54H48ZM125 53V55H123V53ZM153 54H152V53ZM167 52V53H166ZM175 52V53H174ZM197 52V53H196ZM38 53V54H37ZM73 53H74V51H73ZM117 53V56L115 55ZM120 55H119V54ZM140 53H143L145 56H143L142 54L140 55ZM171 53H173V54H171ZM178 53V54H177ZM28 54V53H27ZM27 54L25 53V56H27ZM35 54H37V55H35ZM45 54V55H44ZM46 54H48V55H46ZM52 55V57H53V55H54V59L52 58L51 59V55ZM110 54V55H109ZM121 54L124 56L123 57V59H119V56H121ZM162 54H163V56H162ZM197 54V55H196ZM219 54V55H218ZM226 54V57H228L227 58V60L228 61H226V58L225 57H223L222 58V56H224ZM23 55H24V53H23ZM31 55H30V57H31ZM40 55V56H39ZM114 55V56H113ZM137 56V58L135 59V57ZM151 55V56H150ZM216 55H217V57L220 59V60H217L216 59ZM15 56V55H14ZM18 56H19V54H18ZM21 56H22V53H21ZM117 57V59L119 60V61H116L117 59H115L116 57ZM215 56V57H214ZM220 56V57H219ZM10 57H12V55H10L9 57L7 56V59L5 58L2 62H3V64L1 65L0 64V69H1V71H2V73H3V75H4V78H2V80L4 81V80H6V81H10L9 79H10V73H9V75H8V73L7 72H11V71H9L10 70V68H11V66L12 65H16V62L14 61L15 60V58H12V60H11V58ZM15 57H17V55L15 56ZM46 57H49V58H46ZM109 57V58H108ZM111 57V58H110ZM122 57V56H121ZM120 57V58H121ZM155 57H157V58H155ZM42 58V59H41ZM113 58H114V60H113ZM151 58H153V59H156V60H153V59H151ZM213 58L215 59V63H213ZM222 58V59H221ZM253 58V57H252ZM11 60V62H9L10 64L8 65V62L7 61H10ZM71 59V60H72ZM74 59H76V60H74ZM111 59V60H110ZM125 59H127L126 61H125ZM53 60V61H52ZM67 60H69V61H67ZM110 60V61H109ZM132 60L134 61L133 63H132ZM151 60V61H150ZM177 60V61H176ZM192 60H193V62H192ZM18 61H20L19 60V58L17 59V63H18ZM46 61V62H45ZM52 61V62H51ZM77 61V62H76ZM114 61V62H113ZM154 61L156 62V63H154ZM225 61V62H224ZM42 62V63H41ZM44 62V63H43ZM51 62V63H50ZM56 63V64H58L57 66L54 64V63ZM111 62V63H110ZM151 62V63H150ZM152 62H153V64H154V66L152 65ZM175 62V63H174ZM201 64H200V63ZM218 62V63H217ZM220 62V63H219ZM7 63V64H6ZM11 63H13V64H11ZM30 63L28 64V65H30ZM46 63H49V64H46ZM165 63V62H164ZM209 63V65H207ZM226 63V64H225ZM227 63L229 64V65H227ZM5 64V65H4ZM20 64V63H19ZM19 64H17L18 66H19ZM43 64H45V66L43 65ZM76 64H77V66H76ZM111 64V65H110ZM112 64H114V65H112ZM128 64H127V66H128ZM175 64H176V66H175ZM221 66H220V65ZM233 64V65H232ZM9 66V67H4V66ZM15 65L13 66L14 68V70L16 69L15 68ZM17 65H16V67H17ZM50 65V66H49ZM54 65V66H53ZM60 65V66H59ZM67 67H66V66ZM158 67H157V66ZM231 65H232V68L235 70L234 71V73L233 72H231V75H233V74H235L236 75V77L234 76L232 79H231V76H230V68H231ZM68 66H70L71 68L72 67H74L75 68V70L72 68H70V67H68ZM77 68H76V67ZM113 66V67H112ZM115 66V67H114ZM117 66V67H116ZM215 66V67H214ZM217 66V67H216ZM219 66V67H218ZM225 66H227V68L225 67ZM3 67L5 68V69H3ZM42 68V69H39L38 70V68ZM51 68V70L49 71V69H47V68ZM55 67V69H53ZM61 67V68H60ZM64 67H65V69L66 70H63L64 69ZM154 67V68H155ZM165 65H164V70L162 69L161 71H159L160 73H163L162 75L165 77V73H166V71H165ZM208 67H210L209 69H210V71H209V69H208ZM221 67H222V70H221ZM260 67H261V71H263V67L260 65ZM63 68V69H62ZM114 68H116L115 70H114ZM258 70L260 69L259 68V65H258ZM3 69V70H2ZM12 68H11V70H13ZM59 69V70H58ZM60 69H61V72H59L60 71ZM173 69V70H174ZM194 69L196 70V72H197V76H198V73H199V76H200V78L199 77H195V75H196V72L194 71ZM218 69V70H217ZM227 69V70H226ZM6 70V71H5ZM48 70V71H47ZM56 70V72L57 73H55L54 71ZM70 72H69V71ZM7 73H5V72ZM66 71V72H65ZM73 71H74V73H73ZM115 71H117V72H115ZM179 71V72H178ZM182 71V72H181ZM187 71V72H186ZM189 71V72H188ZM217 71V72H216ZM233 71V70H232ZM52 72H54V73H52ZM65 72V73H64ZM69 72V73H68ZM76 72V73H75ZM79 72V73H78ZM165 72V73H164ZM193 72V73H192ZM213 72V73H212ZM246 72V73H245ZM1 73V72H0ZM1 73V74H2ZM31 73V74H30ZM29 74H26V75H28L29 77L30 76H32L34 73L33 72H30ZM70 73H73V74H70ZM117 73V74H116ZM159 73V74H160ZM185 73V74H184ZM195 73V74H194ZM216 73V74H215ZM220 73V74H219ZM225 73V75L223 76V74ZM233 73V74H232ZM239 73V74H238ZM57 74V75H56ZM59 74H61V76L59 75ZM65 75V77H64V75ZM67 74H70V75H68V77H71L72 78V80H73V78L75 79V80H73V81H71V83L73 84V85H75L74 87H75V90H73L72 92L74 93V92H76V94H74L75 96L77 95V94H80V98H79V95H77V98L75 99V98H73V100H71L70 99V96H68L69 95V93H71V98H72V92L70 91V90H72L71 88H73V87H69V85H65V83L67 82L68 84L70 83V82H68V77H67ZM77 74L79 75V74H81V75H79V76H77ZM119 74V75H118ZM217 75L216 77H217V80L214 82V79L216 78L215 77V75ZM46 75V76H45ZM73 75V76H72ZM119 76V78H118V76ZM191 75V76H190ZM192 75H194V76H192ZM219 75V76H218ZM5 76H7V78L8 79H5ZM60 78H59V77ZM212 76V77H211ZM243 76V77H242ZM1 77H3V76H1ZM23 78H27L26 76H22ZM22 77H21V80H22V82H23V79H22ZM56 77V78H55ZM61 77L63 78L62 79V81H59V80H61ZM77 77H78V79H77ZM215 77V78H214ZM220 77H222V78H220ZM224 77V78H223ZM227 77L229 78V79H227ZM82 78V79H81ZM199 78V79H198ZM209 78H210V80H209ZM212 78V79H211ZM220 78V80H218ZM238 79V80H240V82H238V80H236V79ZM240 78H242V80L240 79ZM30 79V78H29ZM29 79H26V81L27 80H29ZM39 79H38V81H39ZM53 79V80H52ZM58 80V81H54V80ZM67 79V80H66ZM70 79V78H69ZM77 79V80H76ZM197 79H198V81H197ZM2 80L0 79V85H1V82H2ZM18 81L19 79H14L13 81H12V83H14V85L15 84H19V82L17 83L16 81ZM31 80V79H30ZM29 80V81H30ZM51 80V81H50ZM82 80H84V81H82ZM5 81V82H6ZM20 81V80H19ZM25 81V80H24ZM29 81H27V82H24V83H26L25 85H27V86H29L30 84H29ZM32 81V80H31ZM35 81L36 80H34L33 82L35 83ZM54 81V82H53ZM75 81V82H74ZM77 81H79V82H81V83H79V82H77ZM236 81V82H235ZM245 81H246V83H245ZM22 82L19 84V87L21 86V84H22ZM33 82H30L31 83V85L30 86H32L34 83ZM43 82V83H42ZM47 82V83H46ZM50 82V83H49ZM51 82H53V84L51 83ZM90 82V83H89ZM210 82V83H211ZM226 82H228V83H225ZM3 83V82H2ZM6 83H8V82H6ZM5 83V84H6ZM12 83H10L9 82V85L11 84V85H13ZM37 83V82H36ZM39 83V82H38ZM56 83V84H55ZM63 83H64V85H65V89H62V88H64V85H63ZM66 83V84H67ZM82 83H84V85H82ZM86 83H88V85H90V86H86ZM122 85H121V84ZM217 83V84H218ZM233 83H234V88H232L233 87ZM240 83H242L243 84V86H244V88L246 87V90L243 88V86H242V84H240ZM47 84L49 85V84H51V85H49V86H47ZM58 84V85H57ZM81 84V86H79V85ZM120 84V85H119ZM232 84V85H231ZM236 84V85H235ZM237 84H240V85H237ZM4 85V84H3ZM7 85V84H6ZM11 85L8 87V88H10L11 87ZM55 85H57V86H55ZM63 85V86H62ZM71 85V84H70ZM246 85V86H245ZM2 86V85H1ZM5 86V85H4ZM23 86H24V84H23ZM29 86V87H30ZM34 86H38V84L36 85V84H34ZM34 86H32V87H34ZM40 86V85H39ZM68 86V87H67ZM123 86V87H122ZM235 86H236V88H235ZM240 86H241V88H240ZM18 86H17V88H19ZM25 87V86H24ZM46 87H49V88H46ZM58 87H59V89H58ZM61 87V88H60ZM66 87H67V89H66ZM77 87V88H76ZM79 87V88H78ZM82 87V88H81ZM86 87V88H85ZM89 87H91V88H89ZM118 87V88H117ZM211 87V86H210ZM214 87H215V90L217 91V89L218 88H220L221 89V91H220V89H218L219 91H213L212 92V90L214 89ZM232 89H231V88ZM2 88H6V87H2ZM16 89V85L15 86H13V89ZM22 88V87H21ZM39 88V87H38ZM41 88H39L37 91H40L41 90ZM54 88H56V90L54 89ZM68 88H70V89H68ZM120 88H123L124 89V91H125V93H124V91L121 89V91H120ZM197 88V87H196ZM238 88H239V90H238ZM243 88V90H241ZM11 89H12V87H11ZM20 89V88H19ZM23 90H26V89H24V88H22ZM48 89V90H47ZM53 89H54V91H53ZM79 89H80V91L82 90V92H83V94H81V92L79 91ZM85 89V90H84ZM226 89V90H225ZM251 89V90H250ZM17 90V89H16ZM23 90L22 91H20L19 93L22 95L23 93ZM42 90V91H43ZM60 90H62V91H60ZM70 91L69 93L68 92H66V91ZM85 92H84V91ZM87 90V91H86ZM88 90H89V92H88ZM91 90V91H90ZM230 90V91H229ZM234 92H233V91ZM262 90V89H261ZM6 91V90H5ZM51 91H53V92H51ZM57 91V92H56ZM63 91H65V92H63ZM93 91V92H92ZM123 91V92H122ZM202 91V90H201ZM228 93H227V92ZM232 91V92H231ZM239 91V92H238ZM241 91L243 92V91H245V92H243V93H241ZM255 93H254V92ZM60 92V93H59ZM62 92V93H61ZM79 92V93H78ZM87 92H88V94H87ZM92 94H91V93ZM252 92V93H251ZM26 93V92H25ZM58 93H59V95H58ZM65 93H67V94H65ZM223 93V94H222ZM224 93H225V95H228V96H224L226 99H223L224 97H223V95H224ZM230 93V94H229ZM233 93V94H232ZM64 94V95H63ZM213 94V95H212ZM241 94V95H240ZM24 95V94H23ZM89 95H90V97H89ZM235 95V96H234ZM244 95V96H243ZM250 97H249V96ZM66 96L68 97L67 99H66ZM83 96V97H82ZM97 96V97H96ZM127 96V97H126ZM24 97H25V95H24ZM85 97V101L83 100V98ZM88 97V98H87ZM202 97V98H201ZM241 97V98H240ZM263 97V98H262ZM79 98V99H78ZM82 98V99H81ZM91 100H90V99ZM97 98V99H96ZM101 98V99H100ZM59 99V100H58ZM74 99H75V101L76 102H79V104H75L76 102L74 101ZM77 99L78 100H80V101H77ZM200 99V100H199ZM259 99H261V100H259ZM262 99H263V101H262ZM26 100V99H25ZM24 100V98H23V100H21L22 102H19L20 104H23V102H26ZM58 100V101H57ZM67 100V101H66ZM69 100L71 101L70 103H69ZM129 100V101H128ZM199 100V101H198ZM248 100V101H247ZM245 101V102H244ZM254 101V102H253ZM258 101V102H257ZM103 102V103H102ZM130 103V104H128V103ZM200 102L201 103H203V104H200ZM210 102V103H209ZM242 102V103H241ZM27 103H31L30 102V100H29V102H26V104ZM53 104L55 103L54 101L52 102ZM69 103V104H68ZM88 103H86L85 105H87ZM209 105H207V104ZM212 103H214V104H212ZM249 103H250V105H251V107H250V105H249ZM261 103V104H260ZM56 104V106H58L59 107V105H57ZM204 104H206L205 105V107H204ZM210 104H212V106H210ZM248 106H247V105ZM255 106H254V105ZM258 106H257V105ZM260 104V105H259ZM44 105V106H43ZM42 106H43V108L44 107H46V108H48L47 109V111L45 112V114H43L42 112H40V111H35L36 109H32L31 111H34L35 113H37L38 114V112H40V114L42 113V115H40V114H35L34 112L32 113L33 114V116H35V115H37L36 117H34L35 118V120H31L30 118H28V119H26V116L25 115H23V117L25 116V118L24 119H26V121H29V122H27V124H30V126L31 125H33L32 124V122L34 121L35 123H36V121H37V124L38 123H40V120H39V122H38V119H41V121L43 120V119H45L44 117H45V115L47 114V113H49V115L47 116V118L50 116V114H51V112H50V110L52 111V109H49V105H48V107L47 106H45V104H43ZM61 105V106H62ZM65 105H63L62 107H64ZM74 105H71V108L70 109H73L74 110V107L72 108V106H74ZM85 105L83 106V107H85ZM100 105V106H99ZM104 105V106H103ZM129 105V106H128ZM253 105V106H252ZM21 106H25V104L24 105H21ZM99 106V107H98ZM103 106V107H102ZM238 106V107H237ZM246 108H244V107ZM247 106V107H246ZM260 106H262V107H260ZM70 107V106H69ZM130 107V108H129ZM134 107H136L135 105H134ZM249 107V108H248ZM256 107H258V108H256ZM42 108V109H43ZM46 108H44L45 110H46ZM51 108V107H50ZM59 108H61V107H59ZM65 108V107H64ZM64 108H62L61 110H65ZM210 108V109H209ZM252 108V109H251ZM255 108V109H254ZM41 109V110H42ZM68 108H66V110H67ZM76 109V108H75ZM78 109V108H77ZM76 109V110H77ZM99 109V110H98ZM217 109V110H216ZM245 109V110H244ZM79 110V109H78ZM80 110H82V107H80ZM79 110V111H80ZM85 109L83 108V110L82 111H84ZM210 110H212V111H210ZM70 111V110H69ZM96 111H97V114H96ZM130 111V112H129ZM256 111H258V110H255V111H253L254 113H252V111H251V113L250 112H247L248 114H249V116L248 117H250L252 114H253V116L252 117H250V118H252L253 120V122H254V125H252V122L249 120V118L247 117V116H244V117H247L248 118V120H249V123L251 122V125L253 126H251L250 124V130L252 131V130H254L255 129V131H256V134L258 135V138H259V142L260 143H258V145H259V148H261L262 146H264V139H263V137H264V131L263 132H261L262 130V128L264 127V125H262V124H264V122H262L261 121V119H263V115L261 116L262 118L260 119V121H261V123L262 124H260V125H258V123L257 122H259V118L257 117L258 115L256 114V113H258V112H256ZM263 111H264V109H263ZM53 112V111H52ZM67 112V111H66ZM72 112V111H71ZM75 112V113H74ZM209 112H214L212 115H209ZM215 112H217V113H215ZM242 112V113H241ZM256 112V113H255ZM72 113H74V114H77V113H79L78 111H73ZM92 113V114H91ZM132 113V114H131ZM240 113V114H239ZM261 113L259 114V115H261ZM35 114V115H34ZM66 113L64 112V115H65ZM68 114V113H67ZM74 114H71V113H69L68 115H72L73 116V118H74ZM98 114L100 115V116H98ZM131 116H133V117H131ZM255 114L257 115V116H255ZM44 115V116H43ZM214 115V116H213ZM236 115V116H235ZM28 116L29 117H31L30 116V112H29V114H28ZM39 116H43L42 118H40ZM72 116L70 117L69 116V118H72ZM95 116H97V119L99 120L98 122H100V120H102V123H98L97 121H96V117ZM215 116H217V117H215ZM239 116V117H238ZM38 117V118H37ZM64 117V116H63ZM67 117V119H65ZM90 117H89V119H87L88 121L89 120H91L90 119ZM99 117V118H98ZM130 117V118H129ZM219 117V118H218ZM256 120H258V121H254L255 119ZM258 119H257V118ZM260 117V116H259ZM33 118V119H34ZM46 118V119H47ZM65 120H67L68 122H69V118H68V116H66L65 115ZM83 118L81 117V121H83ZM101 118V119H100ZM131 118H132V122L130 121L131 120ZM236 118V119H235ZM242 118H243V116H242ZM37 119V120H36ZM63 119V118H62ZM85 120H86V118H84ZM240 119V120H239ZM32 122H31V121ZM84 120V121H85ZM25 121V120H24ZM63 121V120H62ZM80 121V122H81ZM104 121V122H103ZM213 121V122H212ZM218 121V122H217ZM239 121H241V122H239ZM131 122V123H130ZM208 122V123H207ZM231 122H232V124H231ZM256 122V123H255ZM95 123V124H94ZM96 123H98V124H96ZM215 123V124H214ZM240 125H239V124ZM260 123V122H259ZM56 124V123H55ZM131 125V127H130V125ZM201 124V125H200ZM203 124V125H202ZM237 124V125H236ZM257 124V125H256ZM25 125H26V122H25ZM61 124L59 123V125H58V127H57V124H56V130L58 129L59 130V126H60ZM88 125V126H87ZM96 125H98V127L96 126ZM200 125V126H199ZM212 125V126H211ZM239 125V126H238ZM249 125H248V127L247 128H249ZM256 125V126H255ZM21 126V125H20ZM34 126V125H33ZM54 126V125H53ZM62 126V125H61ZM71 126V127H72ZM79 126H80V124H79ZM78 126V127H79ZM91 126V125H90ZM95 126H96V128H95ZM208 126H210V128L208 127ZM242 126V127H241ZM260 126V127H259ZM263 126V127H262ZM26 127H28V128H31V127H29V125L28 126H26ZM81 127V126H80ZM80 127H79V129H80ZM206 127H208V128H206ZM252 127V128H251ZM256 127V128H255ZM106 128V129H105ZM130 128V129H129ZM134 128H136V127H134ZM203 128V129H202ZM241 128V129H240ZM245 128V129H244ZM258 128H260L259 130H258ZM53 128H51V130H52ZM55 129V128H54ZM80 129V130H81ZM130 130V132H128L129 130ZM231 129V130H230ZM234 129V130H233ZM264 129V128H263ZM15 130L18 132V133H22L23 132V130H24V128H21V127H17V128H15ZM84 130V131H83ZM102 130V131H101ZM210 130H212L211 131V133H210ZM240 130V131H239ZM245 130V131H244ZM249 130V134H252L253 132V134H255V131H253L252 133H250L251 131ZM260 131L259 133H257L258 131ZM15 131V132H16ZM52 131H54V130H52ZM51 131V133H53ZM62 131H64V132H62ZM73 131V132H72ZM77 131V132H76ZM207 131H205V132H207ZM234 131V132H233ZM239 131V132H238ZM247 131V132H246ZM56 132V131H55ZM76 132V133H75ZM81 134H80V133ZM82 132H83V134H82ZM128 132V133H127ZM238 132V133H237ZM246 132V133H245ZM99 133V134H98ZM129 135H127V134ZM236 133V134H235ZM55 134V133H54ZM54 134H52L51 136H54ZM60 134H61V137H60ZM86 134V135H87ZM115 134H116V136H115ZM123 134V135H122ZM205 134V135H204ZM233 134H235V135H233ZM261 134V135H260ZM262 134H263V136H262ZM78 135H80V137L78 136ZM99 135V136H98ZM232 135L234 136L233 138H231L232 137ZM240 135H243V134H240ZM256 135V136H257ZM65 136V137H64ZM83 136V137H82ZM87 136V137H88ZM123 136V137H122ZM244 136V135H243ZM59 137V138H58ZM86 137V138H87ZM119 137H121V138H119ZM223 137V138H222ZM242 136H240V138H241ZM261 137V138H260ZM51 139H52V137H50ZM54 138V137H53ZM66 138V139H65ZM74 138V139H73ZM79 138V139H78ZM93 138V139H92ZM113 138H114V140H113ZM125 138V139H124ZM127 138V139H126ZM199 138V137H198ZM239 138V140H241ZM243 138V137H242ZM75 139H76V142H75ZM85 140L86 141V144L87 143H89L91 146H92V143H94V145H95V147H97V148H99V149H97V148H95V147H91L90 145H89V147L90 148H92V149H90L88 152L86 151V149L88 150L89 148H84L83 146H86L85 145V143L83 142V141H81V140ZM111 139V140H110ZM123 139V140H122ZM129 139V140H128ZM214 139V140H213ZM230 139H231V141H230ZM263 139V140H262ZM46 140H48V142L47 143H49V138L48 139H46ZM53 140V139H52ZM52 140H50V141H52ZM54 140L56 141V139L54 138ZM66 140H67V142H66ZM102 140V141H101ZM112 140H113V143H112ZM116 140H117V144H115L114 145V143H116ZM213 140V141H212ZM220 140V141H219ZM61 141L59 140V142L61 143ZM78 141V142H77ZM111 141V142H110ZM127 143V144H124L125 142ZM130 143H129V142ZM226 141V142H225ZM234 141L236 142V143H234ZM46 142V141H45ZM53 142V141H52ZM58 142V141H57ZM56 142V143H57ZM109 143V145H106V144H108ZM222 142V143H221ZM228 142H229V144H228ZM46 143V144H47ZM54 143V142H53ZM63 143V142H62ZM65 143H63L64 145H62V146H66L67 148H70V147H68ZM70 143H68V144H70ZM81 143V144H80ZM84 143V145H82ZM101 143V144H100ZM103 143V144H102ZM133 143V142H132ZM263 145H262V144ZM49 144H51V142L49 143ZM48 144V145H49ZM80 146H79V145ZM99 144V145H98ZM121 144H123V147H122V145ZM130 144V145H129ZM44 144L42 143V146H43ZM52 145V144H51ZM55 145H57V144H55ZM101 145V146H100ZM104 145V146H103ZM118 145V146H117ZM127 145V146H126ZM223 145V146H222ZM226 145V146H225ZM239 145V146H238ZM108 146V147H107ZM111 146V147H110ZM121 146V147H120ZM129 146H130V148H129ZM210 146H212V147H210ZM218 146V147H217ZM49 147V146H48ZM80 147V148H79ZM82 147L85 149V150H83V153L81 152V149H82ZM87 147H88V144H87ZM101 147H102V149H101ZM116 147V148H115ZM76 148V149H75ZM111 150H110V149ZM115 148V149H114ZM126 148H128V149H130L129 150V152L127 151L128 149H126ZM198 148V149H197ZM196 149V151L195 152H199V150H202V149H200L199 147H197ZM212 148V149H211ZM217 148V149H216ZM237 148V149H236ZM264 148V147H263ZM42 149H45L44 147H42L41 149H39V152L42 150ZM48 149V148H47ZM79 149V150H78ZM101 149V150H100ZM118 149H121V151H122V149H123V152H121V153H125V155H127V157H128V160H126L125 158H126V156L125 155H120L119 154V150ZM125 149H126V151L128 152V154H127V152L125 151ZM206 149V150H205ZM212 151H211V150ZM224 148H222V150H223ZM68 149H66V151H67ZM68 150V151H69ZM106 150V151H105ZM108 150H110V152H112L113 150L115 151H113L112 153H110ZM232 150H234V148L232 149ZM237 150V151H236ZM241 150V151H240ZM77 151V152H76ZM78 151H80V153H78ZM85 151V152H84ZM117 151H119L118 152V154H117ZM220 151V150H219ZM218 151V152H219ZM69 152H72V151H69ZM68 152V153H69ZM101 152H98V153H101ZM202 152H201V154H202ZM206 152H205V154H206ZM214 152V153H213ZM78 153V154H77ZM214 155H213V154ZM73 154V153H72ZM108 154V155H107ZM111 154V158L110 157H108L109 155ZM112 154H114V155H112ZM131 156H130V155ZM205 154H202V156H200V154L198 153V155H197V159H199L198 157H200V159H207V158H209V157H203ZM241 154V153H240ZM80 155H79V157H80ZM207 155V156H208ZM213 155V156H212ZM90 155H89V153H88V157H89ZM206 156V155H205ZM216 156H218V155H216ZM241 156H242V154H241ZM87 157V156H86ZM85 157V158H86ZM106 157V158H105ZM202 157V158H201ZM210 157V158H211ZM215 157V158H214ZM86 159H89V158H86ZM106 159H108V160H106ZM125 159V160H124ZM199 159V164H200V162H202L203 161V159L202 160H200ZM211 159V160H212ZM217 159H218V161H217ZM105 161V162H104ZM125 161H128V162H125ZM206 161V160H205ZM239 161H241V162H239ZM197 162V163H198ZM237 162H239L240 163V165H241V167L243 166L244 167V165H246V164H244L245 163V160H243V159H238V161ZM127 163V164H126ZM130 163V164H129ZM218 163V164H217ZM238 163V164H239ZM243 163V164H242ZM125 164V165H124ZM105 165H106V167H105ZM218 165H219V167H218ZM113 166V167H112ZM126 166V167H125ZM133 166V165H132ZM220 166L222 167V168H220ZM123 169H122V168ZM128 167V168H127ZM111 168V169H110ZM115 170V173H113V174H115V175H117V177L116 176H114L113 174L111 175V173H110V170H112L113 171V169ZM120 168V169H119ZM117 169V170H116ZM125 169V170H124ZM243 169V168H242ZM120 170H123V171H120ZM107 171H108V173H107ZM111 171V172H112ZM128 171V172H127ZM240 171V170H239ZM239 171L238 172H235L236 174H238L239 173ZM246 170H245V168H244V173L243 172H240L238 175L240 176V178H239V176L238 175H236L238 178H236L238 181H240V180H242L241 182H243V181H245L246 179V177H247V173L245 172ZM102 172H103V174H102ZM120 172V173H119ZM225 172V173H226ZM106 173V175L104 176V174ZM118 173V174H117ZM124 173V174H123ZM223 173V175H224V172H222ZM222 173H220V174H215V176H213L212 175V178H216L217 177V175H218V177L221 175L222 176ZM108 174H110V178H109V176H108ZM128 174V175H127ZM119 175V176H118ZM122 175V176H121ZM124 175V176H123ZM241 175H243V176H241ZM113 176H114V178H113ZM127 176H128V178H127ZM129 176H130V178H129ZM134 176V175H133ZM221 176L218 178V180H220V182L222 183V184H224V183H226V187H224L225 186V184L224 185H218V183L219 184H221L219 181H217V179H215L216 180V182H218V183H215V180L213 179V182H214V186H215V190H217V191H220V192H217L216 191V193H217V195H215L216 196V198H219V195H220V198H219V200H220V202L218 203V205H221V204H223L221 207H225L224 209H226V206H227V209L229 208L230 209V203H232V201L233 202H235V201H237L238 202V200H243V199H245V196H244V198H242L241 196L239 197V196H237V195H239V193L236 195L235 194V192L233 191V188H228V187H231V184L229 183L230 181H227L226 180V177H224V179H223V182H222V178H221ZM135 177H136V175H135ZM223 177V176H222ZM111 178H113V179H111ZM119 178H121L120 180H119ZM122 178H123V180H122ZM242 178V179H241ZM125 179V180H124ZM224 180L226 181V182H224ZM106 181H107V179H106ZM111 181V182H112ZM126 181H128V182H126ZM132 181V182H131ZM112 182V183H113ZM80 183V182H79ZM128 183H130V184H128ZM132 183V184H131ZM229 183V184H228ZM128 184V185H127ZM133 184H136L137 186L138 185H140V186H138V187H140V188H138V187H136V185H134L133 186ZM219 186L218 188H216V186L217 185ZM130 185V186H129ZM117 186L118 185H116V188H114V185H113V188H114V190L116 189V190H118L117 189ZM132 186V187H131ZM84 187V185L82 186V188ZM126 187V188H125ZM129 187H131V188H129ZM136 187V188H135ZM222 187L225 189V192H228V193H226V194H229L230 193V195L228 196V197H225V196H227L226 194L225 195H222V194H224L223 192H222ZM86 189H87V186L85 187ZM113 188H112V190H113ZM128 188V189H127ZM86 189L84 190V192L83 193H85V191H86ZM130 189V190H129ZM131 189H132V192H131ZM136 189V191H133V190H135ZM218 189H220V190H218ZM226 189H228V190H226ZM230 189H231V191H230ZM83 190V189H82ZM115 190V191H116ZM125 190H126V192H125ZM128 190V191H127ZM215 190H214V192H215ZM88 191V190H87ZM87 191H86V193H87ZM140 191L142 192V193H140ZM146 191V192H145ZM224 191V190H223ZM90 192L91 191H89L88 193L90 194ZM111 192H113V191H111ZM110 192V196H111V194L113 195V193H111ZM117 192H119V191H117ZM117 192H115V195L117 196V197H119L118 196V193ZM130 192V193H129ZM136 193V195H135V193ZM144 192V193H143ZM150 192V193H149ZM231 192H232V194H231ZM86 193H85V195H86ZM123 193L121 194V196H123ZM126 193H128V196L126 195ZM133 193H134V195H133ZM218 193H220V194H218ZM237 193V192H236ZM75 194V193H74ZM73 193H72V195L70 194L69 196H71V199L72 200H70L68 197V195H66V196H68V197H66L65 195H58L59 197H61L60 199L57 197V195H55V197H57V198H55L56 200H60V202H62L63 200H62V198H65L64 199V201L59 205V207L57 206V208L56 209H58V210H56V211H54V209H53V207H49L48 208V204H47V202H45V204H46V206H45V204H42L41 206H40V202H39V199L37 200L39 203L37 204V206H34V205H32V206H34L35 208H33V207H31L32 208V210L34 211L35 209V211H38L39 213L37 214V212H35L34 211V215L35 214H37V215H39V218H38V216L37 215H35V217H37L38 219L37 220H39V221H37V223H39L40 221H41V219L42 220H45V219H47V221L49 220H54V222H56V221H58L59 222V219H61V222L63 223V224H65V222H68V220L70 221L71 220V218L70 217H67V218H69V219H66V217L65 216H75V217H73L72 218V220H74V223H72V221H70L69 222V224L70 223H72V224H75V221L77 220L78 222L81 220V219H79V218H81V215H82V212L85 210V209H87L88 207H86V206H88L89 204V207H91L92 205H93V203H94V198L97 200V202L99 203L100 201H98V198L100 199V200H103V198H101V197H98L99 196V194H101V193H99V194H95V193H93L92 194V192H91V195H93L94 196V198H92V199H90L91 198V196L90 195H82L81 194V191L79 192V196H78V193L76 194V196L74 195ZM106 193H102V197L104 196V197H108L109 196V194L107 193L106 195H108V196H106L105 195ZM141 194H142V196L144 195V197H142L141 196ZM146 194H148V195H146ZM241 195H242V193H240ZM80 195H82L81 197H86L87 199L89 198L90 200L88 201V202H92V203H88V202H86L85 203V201H86V199H85V201L83 200V201H81L82 199H81V197H80ZM97 197H96V196ZM130 195V196H129ZM139 196L140 197V199L142 200H140L139 199V197H136V196ZM147 196V198H145L146 196ZM232 195H235V196H232ZM243 195H245V194H243ZM6 196V195H5ZM80 198V200H79V198ZM89 196V197H88ZM92 196V197H93ZM115 196V197H116ZM121 196L119 197V200H120V202H121ZM149 196V197H148ZM159 196V195H158ZM158 196H156L157 198H158ZM161 196V195H160ZM232 196V197H231ZM77 197V199H75ZM111 197H113V196H111ZM127 197H129V198H127ZM151 197V198H150ZM164 197V196H163ZM162 197V198H163ZM165 197H166V195H165ZM237 198V197H239V198H237V199H233L232 200V198ZM67 198L69 199L68 201H67ZM114 198V197H113ZM113 198H109V199H111L112 201H113ZM132 198V199H131ZM150 198V199H149ZM223 198H225V199H223ZM228 198V199H227ZM241 198V199H240ZM75 199V200H74ZM118 198H114V200H116V201H113L115 204L117 203L118 204V200H117ZM138 199H139V201H138ZM145 199V200H144ZM159 199V198H158ZM167 199V198H166ZM183 200H182V202H181V199H180V201L179 202H181V203H179V202H177L176 203V205H178V209L176 208L175 210H178V212H180L179 214L178 213H175L176 211H172V209H170V205H169V207H167V208H165V210H163V211H167V216H168V212H169V214H171V216H170V221L172 220V217H175V216H177V217H175V219L173 220V222H172V225L170 224V226H173L172 227V230H171V233H170V236H173L174 238H172L171 239V241L172 240H175V238H176V240H178V244L179 245H177V241L175 240V241H173V243L175 244V246H180L182 243H185V244H183V245H181L180 246V250H181V248H182V250H183V248L185 247V249H186V251L188 250V248H190L191 249V251H190V253H191V257L192 256H195V252L198 254V252L199 253H201L202 251L204 252H208L209 250H211V251H209V253H213V251H214V253H215V250L216 249H214V247L212 248L211 247V245L213 246V240H212V237H214V236H212L211 238H210V236L211 235H213V233H212V231L211 230H209V228H207V226H204V220H207V218L209 219V221H208V223L210 222V217L211 216H209V212L207 211V213H208V217H206L207 215V213H206V211H204L203 209L204 208H201V207H197V208H199L198 210L199 211H197V208H196V206H197V204L198 203H200L198 206H201L202 204H201V201L200 202H197V201H194L195 203H193V202H190L189 203V201L187 200V199H185V198H182ZM223 201H222V200ZM228 201H227V200ZM230 199V200H229ZM32 200H35L34 198L32 199ZM41 200V199H40ZM43 200V199H42ZM45 200V199H44ZM43 200V201H44ZM58 200V201H59ZM74 200V201H73ZM77 200V201H76ZM92 200V201H91ZM94 200V201H93ZM107 201H106V203H105V201H104V203L105 204H107V206H109V208H110V205L113 203L111 200H110V204H108V198L106 199ZM134 200V201H135ZM146 200H148L147 201V203H146ZM186 201V202H183V201ZM216 201H219V200H217V199H215ZM232 200V201H231ZM246 200V199H245ZM36 201V202H37ZM72 201V203H70V204H72L73 206L71 207V205H68L69 204V202H71ZM78 202V201H80V203L81 202H84L85 204H88V205H85L84 203H81V204H78L77 205V203L76 202ZM118 201V202H117ZM122 201H123V197H122ZM133 201V202H134ZM167 201H169L168 199H167ZM221 201L223 202V203H221ZM230 201V202H229ZM67 202V203H66ZM96 202V205H95V203H94V208L97 206V209H94L93 208V206L91 207L92 208V210H94V211H96L95 212V214H93V217H92V213L89 215L90 217L88 218L89 220H90V218H94V216H95V218L94 219H97L96 217H98L97 215L98 214H100V213H97V211H98V203ZM112 202V203H111ZM141 202V203H140ZM149 202V203H150ZM164 202H166V201H164L163 200V204H166V203H164ZM224 202H225V205H224ZM228 202H229V204H228ZM44 203V202H43ZM64 203H66V205L64 204ZM79 203V202H78ZM101 203H102V201H101ZM101 203H99V204H101ZM112 204V205H115V204ZM146 203V204H145ZM152 203V202H151ZM182 203H183V205H182ZM189 203V204H188ZM221 203V204H220ZM243 203H244V205H243ZM62 204H63V206H65L66 208H67V205L68 206H70V208L68 207V209H66V208H64V211H61V209H63V207H61L62 206ZM83 204L85 205L83 208H80V207H82L83 206ZM145 204V205H144ZM168 204V203H167ZM190 205L191 204V210L190 209H188L189 211H187V207L185 206V205ZM193 204V205H192ZM194 204H195V206H194ZM226 204H228V205H226ZM237 205H238V203H236ZM242 204V205H241ZM38 205L40 206V207H38ZM75 205V206H74ZM80 205V206H79ZM112 205H111V207H112ZM119 205V204H118ZM118 205H116V206H118ZM145 207H144V206ZM149 205V204H148ZM239 205H240V207L239 206H236L235 208H237V207H239L240 209L241 208H245V209H241L240 211H239V208H237V209H235V210H237V211H239L241 214L243 213V212H245V210H246V212H247V210H248V207H245V205L247 206V204H246V201H240V203H239ZM78 206V207H77ZM105 206V205H104ZM115 206V209H117V208H120L119 206L118 207H116ZM164 206V205H163ZM168 206V205H167ZM173 206V205H172ZM174 206H175V204H174ZM173 206V207H174ZM193 206L196 208V209H194L193 208ZM244 206V207H243ZM74 207H76L77 209L79 208V210L77 211V210H75V208ZM164 207H166V206H164ZM176 207V206H175ZM181 207V208H180ZM183 207H185V208H183ZM189 207V206H188ZM74 208V209H73ZM163 208V207H162ZM204 211H202L201 209ZM72 209V210H71ZM82 209H84V210H82ZM107 209H108V207H107ZM164 209V208H163ZM167 209V210H166ZM169 209V210H168ZM174 209V208H173ZM43 210V211H42ZM47 210V211H46ZM66 210V211H65ZM68 210V211H67ZM71 210V212L74 214V215H72V213L70 214L69 213V211ZM75 210V211H74ZM82 212H81V211ZM89 210H90V208H89ZM172 212H171V211ZM181 210V211H180ZM185 210L187 211V212H185ZM207 210V209H206ZM244 210V211H243ZM80 212L79 214L77 213V212ZM86 211V210H85ZM94 211H92V212H94ZM104 211V210H103ZM108 211H109V209H108ZM145 211V210H144ZM191 211H193V212H191ZM198 212V213H196L195 215H194V212ZM232 211V210H231ZM234 211V210H233ZM232 211V212H233ZM243 211V212H242ZM31 211H29V213H30ZM41 212V213H40ZM64 212H66V213H64ZM89 212V211H88ZM91 212V211H90ZM100 212V211H99ZM106 212V211H105ZM119 212V211H118ZM143 212V211H142ZM171 212V213H170ZM230 211L228 210V212L227 213H229ZM239 212H237V215H238V213ZM29 213H27V212H25V213H23L22 215H24L26 218L27 217H29L31 214H29ZM67 213H68V215H67ZM84 213V212H83ZM182 213H183V215H182ZM187 213V214H186ZM190 213V214H189ZM203 213H205V218L203 217ZM231 213V212H230ZM229 213V214H230ZM236 213V212H235ZM239 213V215L241 216V214ZM28 214H29V216H28ZM66 214V215H65ZM233 214H234V212H233ZM232 213L230 214L231 216L233 215ZM245 214V213H244ZM21 215V216H22ZM27 215V216H26ZM78 215H80V217L78 216ZM165 215V214H164ZM198 215V216H197ZM202 216V219H200V220H203V218H204V220H203V222L202 221H200L198 218H201V217H199V216ZM243 215V214H242ZM194 216V217H193ZM40 217H43V218H40ZM51 217V218H50ZM60 217V218H59ZM63 217V218H62ZM65 217V218H64ZM169 217V216H168ZM181 217V218H180ZM183 217V218H182ZM185 217V218H184ZM196 217V218H195ZM198 217V218H197ZM176 218L178 219L177 221H176ZM55 219H56V221H55ZM62 219H64V220H62ZM76 219V220H75ZM93 219V220H94ZM169 219V218H168ZM189 221H188V220ZM198 221H197V220ZM233 219V218H232ZM87 220V219H86ZM97 220H99V219H97ZM97 220H95L96 221V223L98 222ZM180 220V221H179ZM191 220V221H190ZM76 221V222H77ZM88 221V220H87ZM169 221V222H170ZM182 221L184 222V221H186V222H184V223H186L185 224V226H184V223L182 224ZM196 223H195V222ZM200 221V222H199ZM58 223V224H62V223ZM89 222H91V224H96L95 222L93 223V221H89ZM88 222V223H89ZM177 224H176V223ZM179 222H180V224H179ZM188 222V223H187ZM191 222V223H190ZM194 222V223H193ZM41 223H42V221H41ZM41 223H39V224H41ZM175 223V225H178L177 227L175 226V225H173ZM198 223V224H197ZM203 223V224H202ZM206 223V222H205ZM71 224V225H72ZM90 224V223H89ZM188 224V225H187ZM42 225V224H41ZM190 225V226H189ZM199 225V226H198ZM201 225H203V226H201ZM206 225V224H205ZM208 225V224H207ZM198 226V227H197ZM18 227V226H17ZM22 228V226H19L18 228ZM26 227V226H25ZM185 229H184V228ZM191 227H195V228H191ZM18 228H16L15 226L14 227H12V229L13 230H11V234L13 235V236H17V235H19V233L20 234H25V232L23 231L22 232V229L20 228L19 230H18ZM81 228V227H80ZM175 228H176V231L174 232V230H175ZM181 229V230H179V229ZM184 229V231H183V229ZM189 228L190 229H193L194 230V232H195V234L196 235H194V234H192L193 233V231L192 230H189ZM197 228V229H196ZM199 228V229H198ZM204 228H206V229H204ZM11 229V228H10ZM14 229H16V230H14ZM54 229V228H53ZM60 228H58V230H59ZM70 229V228H69ZM73 229V228H72ZM72 229H70V232H71V230ZM74 229H75V231H74ZM73 230H72V233H75V235H77V234H79V236L78 237H80V235H82V232H80V230L78 231L77 229V227L76 228H74ZM82 229V228H81ZM204 229V230H203ZM30 230V229H29ZM55 230H57V229H55ZM54 230V231H55ZM58 230L57 231H55V233H50V239H52V240H54L56 237V239H59L60 238V233H61V231H59L60 233L58 234ZM199 230V231H198ZM200 230H202V231H204L203 233H202V231H200ZM206 230H207V232H206ZM212 233H210L209 231ZM13 231V232H12ZM19 233H18V232ZM25 231H27V230H25ZM33 231V230H32ZM74 231V232H73ZM179 231V232H178ZM181 231H183L182 233H180ZM188 231V232H187ZM10 232V231H9ZM36 232V231H35ZM81 234H80V233ZM174 232V233H173ZM200 232V233H199ZM27 234L28 233H30V235L28 234V237H30L32 234V236H34L35 234H34V231L31 233V232H26ZM77 233V234H76ZM202 233V235L200 236L199 234H201ZM10 234V235H11ZM15 234V235H14ZM22 234V235H23ZM61 234H63V232L61 233ZM171 234H173V235H171ZM177 234V235H176ZM181 236H180V235ZM191 234V235H190ZM210 234V235H209ZM53 237H52V236ZM68 235H71V236H68V238H73V239H75V242H76V238H74L75 237V235L74 234H71V233H69ZM73 235V236H72ZM176 235V236H175ZM188 235V236H187ZM190 235V236H189ZM192 235H194L193 237H191ZM199 235V236H198ZM205 235H206V238H205ZM209 235V236H208ZM27 236V235H26ZM76 236V237H77ZM182 236H184V238L182 237ZM189 237V238H187V237ZM197 236V237H196ZM211 239V240H209V238ZM59 237V238H58ZM65 237H67V235L65 236ZM64 236H63V238H65ZM77 237V238H78ZM179 237V238H178ZM186 237V238H185ZM194 237H195V239H194ZM202 237V238H201ZM31 238V237H30ZM62 238V239H63ZM191 238H193V240H191ZM197 238V239H196ZM207 238H208V240H209V244L207 243L208 241H207ZM61 238H60V240H62ZM73 239H70V240H72L73 241ZM188 241V244L191 242H193V244H189V246H187L188 244H187V241ZM203 239H206V240H203ZM19 240V243L20 244H22V242H20L21 241V239H18ZM17 240V241H18ZM60 240H58V241H60ZM79 240V239H78ZM182 240L183 241H185V242H182ZM196 242H195V241ZM201 240H203V241H200ZM57 240H54V242L56 243V244H53L52 246L53 247H51L52 248V250L53 251H51V252H49V253H51L50 255H51V257H50V259L52 260V262H49V263H47V261L46 260H48L47 259V255L46 254H43V253H38V255L36 254L33 258H35L36 257V259L37 258H39L40 260H42L43 261V259H44V262L46 261V264H54L55 262L53 261V260H56L57 262H60L59 264H61L62 263V260H65V259H67L66 257L68 256V258H70L71 257V255L72 254H70V253H72V250L70 251V249L68 248H64L63 249V247H61L60 248V245H61V241L58 243V242H56ZM53 242V243H54ZM176 242V243H175ZM181 244H180V243ZM199 242H200V244H199ZM14 243V246H15V243L16 244H18L16 241L15 242H13ZM12 242H11V244H13ZM33 243V242H32ZM203 243V244H202ZM215 243V242H214ZM10 244V243H9ZM34 244V243H33ZM37 244V243H36ZM60 244V245H59ZM187 244V245H186ZM202 244V245H201ZM211 244V245H210ZM19 245V244H18ZM31 245V244H30ZM51 245V244H50ZM55 245H58V247L57 246H55ZM184 245H186V246H184ZM190 245L193 247V249H192V247H190ZM197 245V246H196ZM199 245V246H198ZM210 245V246H209ZM256 245V244H255ZM263 245V246H262ZM14 246L13 245H11L10 247L11 248H14ZM17 246V245H16ZM34 246H36L35 244H34ZM62 246V245H61ZM260 247V248H258V247ZM260 246H259V244L258 245H256V246H251V249H252V251H250V249H249V251H250V254L249 255H254V259H253V257H251L252 259H251V261L252 260H254V261H252V262H255V263H264L262 260L264 259L263 257H264V252L262 253L261 252V250L263 251L264 250V243L263 244H260ZM47 247H49V245L47 246ZM186 247H188V248H186ZM201 247V248H200ZM205 247V248H204ZM207 247V248H206ZM209 247V248H208ZM210 247H211V249H210ZM56 249V250H54V249ZM58 248V249H57ZM176 249L178 248V247H175ZM196 249V251H195V249ZM198 248V249H197ZM200 248V249H199ZM250 248V247H249ZM254 248V249H253ZM256 248V249H255ZM259 249V251H258V249ZM185 249H184V251H185ZM214 249V250H213ZM8 250H9V245H8ZM179 250V249H178ZM197 250H198V252H197ZM201 252H200V251ZM207 250V251H206ZM255 252H257V253H255ZM189 251V250H188ZM195 251V252H194ZM68 252H70V253H68ZM260 252V253H259ZM67 253V254H66ZM187 253H189V252H186V254ZM192 253H194V255H192ZM252 253V254H251ZM262 253V254H261ZM66 254V255H65ZM202 254V253H201ZM258 254L259 255H261V256H258ZM40 255H42V257L45 255V257H46V260H45V257L42 259V258H40L41 256ZM53 255V256H52ZM65 255V256H64ZM63 257H65V259L63 258ZM260 257V258H259ZM263 259H262V258ZM20 258V257H19ZM22 259H23V257H21ZM55 258V259H54ZM260 260H259V259ZM57 259H59V260H57ZM259 260V261H258ZM37 261H38V259H37ZM57 264V263H56ZM62 264H64V263H62ZM254 264V263H253Z\"/></svg>",
	"mask_w": 264,
	"mask_h": 264
}]
</instances>
